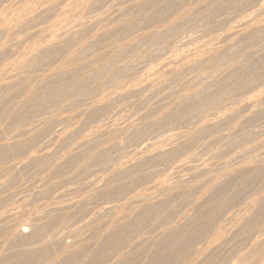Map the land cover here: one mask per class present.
<instances>
[{"label": "rangeland", "instance_id": "374dc122", "mask_svg": "<svg viewBox=\"0 0 264 264\" xmlns=\"http://www.w3.org/2000/svg\"><path fill=\"white\" fill-rule=\"evenodd\" d=\"M1 1H2V3H1ZM3 1L4 0H0V12H1L0 17L3 19V22L1 23V20H2L1 19L0 23L3 25H5V23L8 24V23H10V21H9L10 18H12V19H11V23L9 24V28H8V25H7V27H4L3 25L0 24V40L3 39L0 42V48H1L0 51L3 53L2 54L0 52L1 53L0 54V56H1L0 57V70L3 69L0 72V85H1L0 86V96H1L0 104L3 102L2 105L0 106V111H1L0 112V130H1L0 131V135H1L0 138L2 137L0 139V157H1L0 158V163H1L0 164V170H1V172H0V226H2V227H0V263L1 264H7V263H9V264H155V263L156 264H171V263L172 264H179V263L180 264H185V263L186 264H194V263L195 264H205V263H207V264H233V263L234 264H262L263 263L264 264V250H263L264 249V154H263L264 153V142H263V140H264V112H263L264 111V106H263L264 100L262 99V102L260 101L261 104L259 102L256 106H253V108H251V105H250V107H246L244 104L247 101V99H249L253 95L257 94L258 90H260V91H262V89L264 90V41H263L264 40V34H262V33H264V16H263V18L260 17L261 19L259 18L261 21H258V20L256 21L255 25H257V26L259 25L258 26V27H260L259 30H256V31L253 30V32L246 33L244 35H240V37L235 36V35L232 37H227V35L225 36V34H224V33L227 34L231 30L236 31L237 30L236 28L238 25L237 23L241 22L242 18H243V20H245V18L248 17L251 14V12L254 11V9H257V7L263 2V0H182L184 3L181 2V0H170V1H168V0H156V1L155 0H147L146 2H148V3H146L145 0H95V1L90 0V2L91 1H93L95 3L97 2L96 5H98V6H95L93 4V2H91L92 7H90V5H89L90 2H89V4H87L88 2H84V0H77L76 2L79 1V4H74L75 7H73L74 5H72L75 2V0L74 1H72V0H64V1L59 0V2H58V0L57 1L56 0H54V1L50 0V2H49V0H44V1L40 0L39 2H38V0H18V1L13 0V2L11 0H5L6 2H4V3H3ZM45 1H46V3H45ZM71 1H72V3H71ZM48 2H49V5L51 3L50 6H52V5L53 6L51 8L49 7L50 10L47 11L48 6H49ZM167 2H169V3H167ZM170 2H172V3L170 4ZM188 2H190V3H188ZM242 2H243V5H242ZM34 3H36L38 6ZM39 3L41 6H39ZM205 3H206V5H205ZM252 3H255V4H252ZM28 5L31 6V10H30V7ZM32 5L33 6L35 5L36 7L35 6L33 7ZM42 5L45 6V7L43 6L44 11L46 10L45 13H44V11H41V10H43ZM76 5L78 6V8ZM87 5H89V6H87ZM164 5H165V7H164ZM254 5H256V8ZM27 6L29 8H27ZM56 6H58V7H56ZM69 6L71 7V9ZM130 6H132L133 8H131ZM160 6H163V7H160ZM167 6H169V7L167 8ZM209 6H210V9H209ZM4 7H7V8L4 9ZM9 7H12V8H9ZM23 7L27 8V9H25L27 11H23L24 10ZM53 7H54V9H53ZM66 7L68 8L67 12H66ZM250 7H251V10H250ZM36 8L37 9L39 8L40 10L38 9L37 10L38 12L36 11V14H35L34 9H36ZM58 8L60 11L57 10ZM63 8H65V9H63ZM74 8H76L77 11H74ZM165 8H167L168 10ZM28 9L31 12L33 11L32 13H34V14L31 15L30 14L31 12ZM169 9H171V11ZM122 10H124V13ZM172 10L176 13L179 11V14L186 13V15L183 14L184 19L182 17L183 20H181V19L179 20V21H181V23L178 21L176 23L177 24L179 23V24L173 25V27H171V25L169 26L167 24L168 20H173L174 17H176L178 15V13L176 15V13H174ZM216 10L218 13H216ZM62 11L64 13H68V16L70 15L69 12H71L72 13L71 16L73 18L71 16H70V18H67V16H66L67 14H65V16H64L66 18H63L64 13ZM73 11L75 12V14L73 13ZM114 11H115V13H114ZM146 11H147V13H146ZM158 11L160 12V15H159ZM187 11H188V13H187ZM19 12H21L22 15L19 14ZM23 12H25L26 15H25V13L23 14ZM49 12H51V13H49ZM156 12H158V13H156ZM17 13H18V15H17ZM39 13H40V15H39ZM56 13H59L60 15L56 14ZM172 13H174L176 16H174L173 19H169L172 17L167 18L168 16H170V14H171V16H173ZM211 13H212V15H211ZM1 14L3 15V17H6V18H3ZM14 14H16V15L14 16V19H13L12 16ZM28 14H30V15H28ZM79 14H80V17H79ZM19 15H21V17L22 16L24 17V21L26 23L21 21V23L22 22L23 23L18 24V22H20V19L23 18V17L21 18ZM27 15L28 16L38 15V16L28 17ZM147 15H150V17H152V18H150ZM154 15H155V17H154ZM16 16H18V17H16ZM40 16H43V17H40ZM118 16H121V18L120 17L118 18ZM7 17L8 18L10 17L9 20H7ZM97 17H98V19H97ZM163 17H165L164 18L165 21L162 20ZM16 18H19V21L16 20ZM28 18H31L32 20L28 19ZM36 18H37V20H36ZM186 18H188V19H186ZM211 18H212V20H211ZM4 19H6L7 21L6 20L4 21ZM41 19L45 22H43ZM67 19H69L68 22H67ZM77 19L79 20V22ZM12 20L13 21L15 20V21L12 22ZM33 20H34V23H33ZM51 20H53V21H51ZM62 20L66 25L62 22ZM96 20H99V21H96ZM123 20L126 21L127 23L126 22L124 23ZM88 21H90V22H88ZM92 21H94V22L96 21V23H94ZM121 21H122V24H121L122 26L120 25ZM149 22H151V24ZM152 22H154V23H152ZM12 23H16L17 25L12 24ZM54 23L57 24V26H53V25H55ZM81 23H83V24H81ZM140 23H142V24H140ZM211 23H214V24H211ZM235 24H237V25H235ZM10 25H11V27H10ZM19 25H20V28H19ZM30 25H31V28H30ZM77 25H78V27H77ZM123 25H124V28H123ZM211 25H213V26H211ZM15 26H18L17 29H15ZM154 26H156V27L154 28ZM176 26L177 27L179 26V27L177 28ZM13 27H14V29H13ZM80 27L82 28V30ZM85 27H87V28H85ZM161 27H162V31H160ZM163 27H165L167 29H165ZM7 28H8V30H7ZM11 28H12V30H10ZM43 28H45L43 30L45 32L42 31ZM109 28H111V29H109ZM151 28H152V31L154 29H158L159 31L157 30V33L160 34V37L158 36V34H156V32H154L156 30L151 32ZM67 29H68V31H67ZM121 29H122V32L120 31ZM146 29L150 33H153L152 35H154V33H155L156 36L152 39L150 37H153V36L148 34L146 37V35L142 34V33L147 32ZM59 30L62 31V33ZM76 30L79 33L75 34ZM80 30L85 31V33L83 32V34H82ZM108 30H109V32H108ZM171 30H177V32L174 31V34H173V32H170ZM7 31L10 32V36L12 35L11 37L8 36L9 32H7ZM57 31H59V32H57ZM23 32H24V34H22ZM89 32H91V33H89ZM160 32H162V33H160ZM51 33H52V36H51ZM54 33L55 34L58 33V34L53 36ZM68 33H69V35H68ZM96 34H97L98 38H96V36H95ZM113 34H114V36H113ZM139 34L143 35L144 37L140 35L141 36V38H140ZM24 35H25V37H24ZM58 35H59V37H58ZM62 35H63V37H62ZM75 35H77V36H75ZM260 35H263V36H260ZM44 36L46 37V39L43 38ZM50 36L52 39L50 38ZM71 36H73V37H71ZM137 36H139V37H137ZM186 36H187V38H186ZM220 36H222V37H220ZM12 37H14V39ZM79 37L82 38L83 41H80L81 39ZM156 37H159L158 40H155V39H157ZM176 37H178V38H176ZM21 38H22V42H21ZM49 38H50V41L51 40H53V41L50 42ZM53 38L60 40L62 43L64 42V44H62L60 41L54 42L55 40ZM94 38H95V40H94ZM137 38L143 39L144 42L142 40H138ZM145 38L147 39V41H145ZM149 38L152 41L154 40L157 44L153 41L154 44L151 45L152 41ZM16 39H18V40L16 41ZM133 39H135V41H137L139 43L141 42L142 44H139L135 41H133V42H135L136 44L135 43L131 44ZM181 39H183L184 41ZM220 39H222V40H220ZM34 40L37 43H40V45L42 43L46 44L49 41V43H51L50 44V46H51L53 44L52 42H54V44H53L54 46H52L54 48L51 49L52 47L46 46L44 44L45 48H44V46L41 47L39 45V48H41V49L38 50V46L36 48ZM84 40H86L87 43L86 42L85 43L87 45L83 46L82 43H84ZM148 40L151 43L148 42ZM247 40H248V42H247ZM118 41H120V42H118ZM121 41L124 42L125 44H129V42H130L131 46L128 48L129 49L131 48V50H129L128 53H127V51L121 52V50L118 49L120 47V45L124 44ZM125 41L128 43H126ZM158 41H159V43H158ZM224 41H226V42H224ZM2 42H3V44H2ZM18 42H20L22 44L25 43V44L22 45ZM80 42H81V46H83V47L80 46ZM231 42H234V43H231ZM240 42H241V44H240ZM9 43L13 46H11ZM55 43H57V44L59 43L58 44L59 46ZM148 43L150 44V46ZM160 43H161V45H160ZM167 43H168V45H167ZM224 43L226 45H224ZM33 44L35 47L33 46ZM229 44L230 45L233 44L231 46L232 48L229 47ZM32 46H33V50H34V55L37 57L32 56L33 55L32 53L30 54V52H33L32 49H31L32 51L29 50L30 47H32ZM62 46H63V48H62ZM66 46L68 47V49L66 48ZM115 46H118L117 49L119 51H117V52L119 53V55H117L118 53H116V51H115L116 50V48H114ZM220 46H223V47H225V49L226 48L227 49L226 50L224 49V52L222 54H218L219 56L217 55L216 57H214L215 58V59L213 58L214 60L211 58L212 61H211V59H208L210 61H206L207 57H205L206 56L205 52L208 53V51H210L211 49L213 50L214 48L220 47ZM58 47H60V48L57 49ZM79 47H81V48H79ZM84 47L86 49H84ZM12 48L14 49V52H13ZM42 48H43V50L46 49V53L49 51V49H51V50L46 55L45 51H44V53L41 52V51H43ZM128 48H127V50H128ZM21 49H23V50H21ZM9 50H11V51H9ZM35 50H36V52H35ZM54 50L58 51V52H55ZM194 50L198 53L200 52L199 54L201 55V57L203 55H205V56H203L202 58L197 57V56H199V54L194 52ZM37 51L38 52L40 51V53L41 54L43 53V55L39 56V53ZM131 51L134 53V55L131 54ZM140 51H142V52H140ZM158 51H159V53H158ZM28 52L31 55V57L28 54ZM50 52H52V53L50 54ZM54 52L57 54H55ZM77 52H78V54H77ZM147 52L148 53L150 52V55ZM152 52H155L156 54H154V53L152 54ZM166 52H167V54H165ZM202 52H203V54H201ZM26 53H27V55H26ZM36 53H37V55H36ZM68 53H69V55H68ZM74 53L77 57L75 55H73L74 57L71 55ZM97 53H98V55H97ZM121 53L123 55H121ZM126 53L128 54V57H125V55L127 56ZM144 53H146V54H144ZM183 53L188 54V55L192 54L191 55L192 57L187 55L189 57L188 58ZM102 54H105V57L107 56L108 58L107 57L103 58V56H101ZM137 54H138V57H137ZM142 54H144L146 56H144V55L142 56ZM181 54H182V56H181ZM196 54H197V56H195ZM48 55H50V56L47 57ZM67 55L71 59H68L69 57H67ZM99 55H100V57H98ZM243 55H245V58ZM20 56H21V58H20ZM28 56H29V58H32V60H30L28 58ZM42 56H43V58L41 60ZM51 56L53 57L52 59H51ZM121 56H123V57H121ZM44 57L48 60L44 59ZM157 57L161 58V59L163 57L164 58H167V57L173 58L174 57L173 60H175L179 63H177L175 65L177 67H174L173 65H169V67L167 66L168 70L170 69V72H171L170 73L168 71H164L165 69L167 70V68L162 69L161 65H159L160 61L163 62V60H165V59L163 58L162 60H160V59L158 60ZM240 57H242V58H240ZM19 58L22 60L19 61ZM36 58L37 59L39 58L38 60H41V62L38 60H35ZM93 58H95V59H93ZM236 58H237V60H236ZM80 59L82 61H79ZM154 59H155V61H154ZM178 59H179V61H178ZM194 59H196L197 62L198 61H200V62L197 63L196 61H194ZM198 59H201V60H198ZM203 59L205 60V62L202 61ZM27 60H28V63L25 62ZM67 60H69V61L72 60L73 62L70 61L72 63L69 62L70 64H65L66 62L68 63ZM74 60H76V62ZM106 60H107V62L108 61L109 62L107 63ZM130 60H132V61H130ZM188 60L190 61V63ZM192 60L194 63L196 62L195 63L196 65L191 63ZM242 60L244 61V63ZM63 61H65V62L62 63ZM117 61H120V63L119 62L117 63ZM127 61H129V62L127 63ZM23 62H24V64H22ZM50 62H51V64H50ZM82 62H84V65H82L83 64ZM103 62H104V67H103ZM225 62H226V64H225ZM227 62H229V63H227ZM12 63L14 65L13 67H12ZM26 63H27V65H26ZM46 63H47V65H46ZM76 63H80L78 65H81V66L78 67V65ZM110 63H112V64H110ZM43 64L45 66H43ZM60 64H62V65L65 64V67L63 70L64 72L61 71L62 73L61 74L59 73L60 75H57L58 73L56 72L57 73L56 74L57 76H56L54 72L57 70L56 68L59 67ZM98 64H99V66H98ZM105 64H109V65H111V67L108 65H107L108 66L107 67V66H105ZM160 64H162V63H160ZM178 64H180L179 68H178ZM201 64H203V65H201ZM40 65H41V67H40ZM85 65H87L88 67L87 66L85 67ZM91 65H92V67H91ZM113 65L118 70L115 69V67H113ZM181 65H183V67ZM184 65H187V66H184ZM219 65H221V66H219ZM230 65H231V67H230ZM125 66H126V68H124ZM154 66L155 67L157 66L158 68L157 67L155 68ZM188 66H190L191 68ZM6 67H10V68L6 69ZM146 67H148V68H146ZM184 67H185V69H184ZM245 67L247 70H245V72H244ZM84 68H85V70H84ZM86 68H88V69H86ZM131 68H132V70L133 69L134 70L132 71ZM151 68L153 70H151ZM176 68H177V74L178 75H176V72L175 73L172 72L173 69L175 71ZM229 68H231V70ZM232 68H233V70H232ZM37 69H39V70H37ZM46 69L48 70V72ZM54 69H56V70H54ZM73 69H75L76 71ZM104 69H105V71H104ZM158 69H160V71ZM171 69H172V71H171ZM178 69H180L181 71H179ZM182 69H183V71H182ZM8 70H10V71H8ZM80 70H81V72H79ZM130 70H131V72H128ZM138 70H139V72H138ZM3 71L4 72L6 71V72L4 73ZM41 71H43V72H41ZM114 71H115V73H114ZM120 71H122V72H120ZM147 71H149V72L154 71L156 73H154V75L151 76V72L149 74V73H147ZM227 71H228V73H227ZM18 72H20V73L18 74ZM21 72H22V74H21ZM216 72H218V74L221 73L222 75H220V74L218 75ZM50 73L53 74V76L51 74V76H52L51 79L48 77V74H50ZM94 73H95V75H93ZM172 73H174L177 77H174V74L172 75ZM212 73L214 76L217 75L216 79L214 78ZM223 73L227 74V75H224ZM237 73H238V75H237ZM79 74H81V76ZM87 75H89V76H87ZM113 75H115V76H113ZM145 75H146V77H145ZM157 75H159V76H157ZM208 76H210L211 78L213 77V79H211L209 77V80L206 81L208 79ZM218 76H220V77H218ZM9 77H10V79H8ZM43 77L45 79L44 80L45 82L42 79ZM57 77H59V78L55 79ZM147 77H148V79H147ZM205 77H207V78H205ZM70 78L71 79L74 78L73 79L74 81L71 80ZM76 78H78V79H76ZM153 78H156L157 80L153 79ZM176 78H178V79H176ZM114 79H116V80H114ZM159 79H160V81H159ZM191 79H192V81L195 80L193 85H195L196 80H198L196 85L198 83H200L199 81L201 79H202V81H205V83L207 82V85L205 83L203 85L198 84L199 86H195V87H197V88H195L193 85H191L193 83L191 81ZM223 79H224V81H223ZM40 80L43 81L42 84L39 83ZM47 80L49 81V84H47L48 83ZM56 80H58V81H56ZM144 80H146L147 82L149 81L148 83L151 82L152 85L150 84L151 85L150 86L148 83L145 84L146 82ZM91 81H92V83H91ZM202 81H201V83H203ZM213 81L216 82V84L213 83ZM4 83H6V85ZM44 83H46V84L44 85ZM51 83H53V84H51ZM70 83H71V85H70ZM122 83H126V84H122ZM184 83H186V84H184ZM188 83H191L190 86L192 89L194 87V90L198 89V87H201V86L204 87V89H207L206 92H203L204 89L199 88L198 90L201 89L203 91L200 90V92L199 91L198 92L200 94L202 92L201 95H204V97H205V94L209 93L211 95V97L212 96L213 97L211 98L208 94V95H206L207 98L209 97L208 99L211 100V102L215 98L216 102H214L215 101L214 100L211 103L210 101H208V99L205 98V100L201 99L196 104L194 103V105H195L194 106L191 103L192 102L191 99H193L192 97L190 99L183 100L184 102H182L181 101L182 99H180V98H182V96L186 92L194 91L192 89L188 90V88H187V87H189ZM209 83H210V85H209ZM156 84H158V86ZM242 84H244V85L242 86ZM41 85H43L44 87L43 86L41 87ZM48 85H50V87L52 85L51 88L53 89V92L52 91L50 92L51 88ZM110 85H111V87H110ZM113 85H115L114 88H113ZM124 85H126L130 91ZM216 85H217V87H216ZM224 85H226V86H224ZM4 86H6V87H4ZM23 86H25V88ZM45 86L47 87V89H45L46 88ZM53 86H54V88H53ZM83 86H84V88H83ZM85 86H86V88H85ZM121 86H123V87H121ZM131 86H132V89H131ZM134 86L136 87V89H133ZM175 86L177 87V89ZM213 86L215 88H213ZM20 87H21V89H20ZM163 87H164V89H163ZM205 87H207V88H205ZM36 88H37V90H36ZM149 88L152 90H150ZM28 89H29V91H28ZM54 89H57L59 91L54 90ZM107 89L109 90L110 93L108 92ZM112 89H116V91L112 90ZM139 89L140 90L142 89V90L140 91ZM143 89H145V91H143ZM156 89L159 91H157ZM238 89H240V90H238ZM33 90H35V92ZM93 90H94V92H93ZM111 90L113 92H111ZM134 90H135V92H134ZM171 90L174 92H172ZM32 91H33L34 95H32ZM38 91H40V92H38ZM87 91H88V94H87ZM120 91H121L122 95L120 94ZM178 91H179V93H178ZM260 91H258V92H260ZM55 92H58V93H55ZM82 92H84V93L82 94ZM85 93H86V95H85ZM90 93H92V94H90ZM115 93H117V94H115ZM128 93L129 94L131 93V94L129 95ZM170 93H171V95H170ZM180 93L182 95L181 97L178 95ZM203 93H205V94H203ZM213 93H215L216 96L213 95ZM219 93H220V95H217ZM60 94H62L63 96ZM27 95H29L30 97ZM31 95L34 96L33 99L35 102H36V100H38L36 102V104H38L37 106H39L40 104L41 105L44 104L45 107H42L41 105L39 107H37V106H35L36 104L35 105H34V103L31 104L32 102H34L33 99L31 101V97H32ZM54 95L56 96L57 100L55 99ZM58 95H59V97H61V96L62 97L59 98ZM114 95H116V97ZM117 95H119L118 96L119 98H117ZM164 95L166 98L164 97ZM232 95L233 96L236 95V96L233 97ZM52 96L54 97V100L52 98H50ZM104 96L107 97L108 99L107 98L104 99L105 101H103L102 103L98 102L100 99L104 98ZM174 96H175V98H174ZM217 96H221V97H219V99H218ZM222 96H223V98H222ZM3 97H4V99H3ZM28 97L30 98V101H31L30 104L28 103L30 101H27V100H29ZM48 97H49V100H51V102H49V100L47 99ZM109 97H111V98H109ZM113 97H115V99ZM177 97H179V98L176 99ZM224 97L225 98L227 97V98L225 99ZM44 99H45V101L47 99V101H46V102H48L47 105H46L45 101L42 102ZM91 99L92 100L94 99L96 102H92ZM109 99L112 101H110ZM117 99H119L120 101ZM71 100H73L74 102H76L78 100L79 102L77 101V103H75V104H77L76 106H78V107L74 106V108H72L73 106H72ZM114 100H117V101H114ZM122 100H124V101H122ZM206 100L208 101V104H209V105L207 104V106L203 104V103H206ZM226 100H228V101H226ZM229 100H231L232 102H230ZM23 101L24 102L27 101L26 102L27 104L26 103L24 104ZM52 101H54V102H52ZM82 101L85 103H83ZM90 101H91V103H90ZM202 101H204V102L202 103ZM88 102H89V104H88ZM106 102L108 105L105 104ZM111 102H113V103H111ZM172 102H174V103L176 102L175 105H178V106L173 105ZM50 103L52 104L51 106H49ZM93 103L96 105L93 106L94 105ZM155 103H157V104H155ZM158 103H159V105H158ZM22 104H24V105L22 106ZM75 104L73 103V105H75ZM79 104H80V106H79ZM81 104H83L85 106V108H87L86 104H88V106L91 105L88 108L94 107L93 111L94 112L97 111V112L96 113L91 112V115L93 114V117L95 116L94 117L95 119L93 117H91L90 114L88 115L85 113V111H84L85 108ZM25 105H27V106H26V109L24 110ZM31 105H34L35 107H33ZM69 105H71L72 107ZM164 105H165V107H164ZM180 105H181V107H180ZM186 105H187V107H186ZM11 106H12V108H11ZM65 106H66V108H65ZM96 106L97 107L99 106L100 108L98 107V109L95 110ZM196 106H197V108H196ZM208 106L211 107L212 109H209ZM224 106L226 108H224ZM228 106H230V107L228 108ZM15 107H16V110H15ZM21 107H23V108H21ZM68 107H69V110L72 109L71 110L72 112L67 109ZM159 107H164V108L162 109ZM231 107L233 108V110ZM40 108L42 111L40 110ZM75 108L77 109V111ZM78 108L80 109V111ZM151 108L153 111H151ZM178 108H180V109H178ZM194 108H195V110H194ZM207 108L209 109V114L207 112L208 111ZM28 109H30L31 112H30V110L28 111ZM33 109L36 110L37 112L36 111L34 112ZM59 109H61V110H59ZM110 109H112V110H110ZM167 109L171 110V112L169 113L170 114L169 116L166 115V113H164V112H167ZM190 109H192V110H190ZM201 109L203 110L202 112H201ZM229 109H231L232 112H230L231 110H229ZM247 109H250V110H248V112H247ZM38 110H40V111H38ZM102 110H104V111H102ZM108 110H110V111H108ZM146 110L149 113H147ZM62 111L64 112V115H63ZM78 111L82 115L79 114ZM113 111H116V112L113 113ZM219 111H220V114H219ZM74 112H75V114H74ZM105 112H107V113H105ZM203 112H204V115H203ZM211 112H213V113H211ZM255 112H256V114H255ZM31 113H32V115H31ZM33 113L36 115H34ZM38 113H39V115H37ZM216 113L219 114V116L221 115V117L223 116L224 118L222 117V119L226 120V121L224 122L221 119V121H219L218 123H215V121H216L215 117L221 118ZM57 114L58 115L60 114L63 116L59 115V118H58ZM100 114H101V116H100ZM110 114H112V115H110ZM212 114H214V115H212ZM261 114H263V115H261ZM30 115L34 116V119L31 118ZM73 115H74V117H73ZM84 115H86V116H84ZM140 115H141V118H139ZM27 116H29V118H31V121ZM56 116H57V118H56ZM79 116L81 118L83 117L82 118L83 120L81 118H79ZM107 116L110 117V119ZM114 116H116V117L113 118ZM203 116L205 119H207V120L209 119L208 121L210 124L207 127H204L205 131L201 130V131H199V133H197L198 132L197 127L198 126L200 127V125H198L201 122L200 118L203 119ZM50 117H52L53 120ZM26 118H28L29 120ZM107 118H108V120H107ZM134 118L137 119L136 122L133 121ZM155 118L156 119L158 118L160 123L157 121L155 122V120H156ZM213 118H214V123H215L214 126H212L213 125ZM50 119L52 120V122ZM59 119H60V121H59ZM84 119H85V121H84ZM114 119H116V121ZM144 119H146V120H144ZM151 119H152V121H151ZM48 120H49V122H47ZM53 121H54V123H53ZM97 121L100 123L98 124ZM139 121H140V123H139ZM96 123H97V125H96ZM166 123H169L170 125L166 124ZM56 124L57 125L59 124V125L57 126ZM67 124H68V126H67ZM103 124H104V126H103ZM173 124H174V126H173ZM129 125L133 128L129 127ZM12 126H14V127H12ZM29 126H30V129H29ZM33 126H35V127H33ZM54 126H55V128H54ZM110 126H111V128H113V126H116L115 128L126 126L127 129L125 131H122L121 133H107L105 131L104 132L102 131L103 128L106 127V129H108V128H110ZM149 126L150 127L152 126V127L150 128ZM186 126H188V127L186 128ZM235 126H237V127L235 128ZM38 128L40 129V131ZM32 129L34 130V132ZM57 129H59L60 131L62 129L63 130H62V132H59ZM97 129H100V130H97ZM169 129H170V131H169ZM184 129H185V131H184ZM56 130H57V133H56ZM176 130H177V132H176ZM30 131L32 133H30ZM129 131H131L132 134ZM171 131L173 132V134L174 133H175V135L177 134V137H172L175 135H171V133H172ZM20 132L24 136L21 135ZM210 132H213L214 134L210 133ZM16 133H17V135H16ZM55 133L57 136H55ZM53 134H54L53 138L54 137H56V139H57V137L59 138V140L57 139V142H59L58 144H57L55 138L53 139L51 137ZM146 134H147V136H146ZM19 135L22 137L21 139H19L20 138ZM67 135H69V136H67ZM165 135H167V136H165ZM190 135H191V138H190ZM48 136H50L49 138H51V141H49ZM110 136L112 137V139ZM154 136H155V138H154ZM178 136H180V137L183 136V137L180 138ZM230 136H231V138H229ZM15 137H17V138L19 137V138L17 139ZM60 137L62 138V140L60 139ZM200 137H202V138H200ZM215 137H216V139H215ZM147 138H149V139H147ZM171 138H173L174 140L173 139L170 140ZM219 138H220V141H219ZM37 139H39V140H37ZM85 139H86V141H85ZM89 139H91L93 141L91 142ZM177 139H179V140H177ZM18 140H21V141H18ZM139 140H140V144H139ZM161 140H163V141H161ZM168 140L170 141V143ZM182 140L183 141L186 140V141L183 142ZM192 140H194L195 142L194 141L192 142ZM82 141L85 142L84 147H83ZM88 141H89V143H91V145L87 144ZM142 141H144V142H142ZM17 142H18V145H17ZM81 142H82V145H81ZM136 142H138V143H136ZM154 142L157 143L158 145H156ZM189 142L191 144H189ZM208 142L210 145L208 144ZM145 143H148L150 145L152 144L151 147L149 148L150 150L149 149L146 150L147 152H149V154H150L151 150H153L155 148L156 149L161 148L162 152H164V153L167 152L166 153L167 156H165L166 154L163 153L160 156L155 157L157 159H155V158L154 159L153 158L148 159L149 158L148 157L147 159L145 158L146 159V160H144L145 162L141 161V162L135 163V159H134L135 154L133 155V153H135L137 151V149L141 145H144ZM163 143L166 145H164ZM172 143H173V145L171 146ZM6 144H7V146H5ZM188 144L190 147L188 146ZM39 145H40V147H39ZM134 145L136 146V148ZM176 145L178 147H176ZM179 145H181V147ZM1 146H3V147H1ZM77 146H78V148H76ZM79 146H80V148H79ZM254 146H257V147H254ZM15 147L18 149H16ZM164 147H165V149H163ZM26 148H27V151H26ZM180 148H182V149H180ZM199 148H201V149H199ZM1 150H3V152H1ZM5 150H6V153H5ZM32 150H33V152H32ZM164 150H166V151H164ZM172 150H173V152H171ZM175 150H177V151H175ZM180 150H182L183 152ZM216 150H218V152ZM222 150H224V151H222ZM40 151H41V153H40ZM42 151H44V152H42ZM179 151L182 154H180ZM225 151H227V152H225ZM241 151H242L243 155H242V153H240ZM29 152L32 155L35 154L36 156L34 155V158L31 160H26L27 157L29 156L28 154H30ZM184 152H186V153H184ZM246 152H248V153H246ZM172 153H173V156L171 155ZM224 153H228V154L225 155ZM39 155L42 158H40ZM145 155H148V153H145ZM183 155H185V157ZM244 155H245V157H243ZM256 156L257 157L259 156V157L257 158ZM179 157H180L181 161H180V159H178ZM253 157H254V159H253ZM259 158H261V159H259ZM21 160H23V161H21ZM24 160H26L27 162ZM98 160H100V162ZM227 161H229V162H227ZM246 161H249V162L253 161V162H251V164L253 163V164H255V166L252 164L254 166L253 167L251 164H249V165H251L249 168L251 169V167H252L253 169H255V167H256V170H253L256 172H252L253 173L252 174L251 173L252 170L250 171V169H248V167L245 169H240L239 170L240 173H238V171L237 172L234 171L236 168L244 165L246 163ZM186 162H189V163H186ZM168 163L169 164L171 163V164L169 165ZM195 163H196V165H195ZM242 163H244V164H242ZM258 163H259V165H258ZM183 164L185 165L184 167H183ZM188 164H189V166H188ZM205 165H207V166H205ZM176 166L179 167V169L181 168L182 170H178V168ZM186 166H187V168H189V167L190 168L187 169ZM198 166H199V168H198ZM207 167H210V169ZM211 167H212V169H211ZM125 168H126V170H125ZM205 168H207V169H205ZM258 168H260V169H258ZM118 169H120V170L117 172L116 170H118ZM198 169H199V171H198ZM232 169H234V170H232ZM257 169H258V172H257ZM171 170H173V171H171ZM230 170H232V171H230ZM184 171H186L187 173H188V171L189 172L191 171V172L189 174H187ZM200 171L205 172V173H200L201 174L200 175L199 174ZM222 171H223V173H222ZM233 171L235 173L229 175L230 172H233ZM169 172L171 174H169ZM193 173H194V175H193ZM196 173H198V175H196ZM254 173H256V174H254ZM190 175H193V176H190ZM105 176H107V177H105ZM206 176H210V177H206ZM212 176H214V177H212ZM223 176L225 177V179H223L224 178ZM226 176L227 177L229 176L228 177L229 180H228V178H226ZM239 176H241V177H239ZM174 177H176V179ZM179 177L182 179H180ZM211 177L213 178V181H212ZM215 177H217V178H215ZM105 178L107 179V181H105L106 180ZM191 178H192V180H191L192 182H189L190 181L189 179H191ZM236 178H238V179H236ZM240 178L241 179L243 178V179L240 180ZM108 179H109V181H108ZM195 179H197V180H195ZM222 179H223V181H222ZM244 179H246V182ZM205 180H207V181H205ZM214 180L216 181V183L219 182L220 184H223L224 187H222L221 189L219 188L220 191L218 190L217 193L214 192V193L209 195L208 193H206L208 188H206L207 186H205V185H209V183H213L212 185H214V183H215ZM224 180H226L227 182L225 183ZM193 181H195V182H193ZM203 181H204V183H203ZM231 181H233V182H231ZM154 183H156V184H154ZM231 183H233V184H231ZM158 185H160L159 188L157 187ZM167 185L169 187H167ZM198 185L200 186V188ZM190 186H192V187H190ZM160 188H162V190ZM163 188L166 189V191ZM169 188H171V189H169ZM158 189H160V190H158ZM176 191H178V192H176ZM193 191H194V193H193ZM200 192H201V194H200ZM90 193H91V195H90ZM93 193H95V194H93ZM140 193H142V194L140 195ZM145 193H146V195H145ZM152 194H153V196H152ZM227 195H230L232 197L227 196ZM136 196L142 197V199L139 197H136ZM146 196L149 198V200H147L148 198ZM261 196H262V199H261ZM228 197L231 200H229ZM255 197L258 199H261V204L256 206V207L255 206L251 207L250 202L254 201V200H252V198L256 199ZM139 199H141V200H139ZM193 199H195L196 201ZM93 200H95V201H93ZM138 200H139V202H138ZM145 200H146V202L147 201H149V202L146 203ZM121 201H122V203H121ZM142 201H144V202H142ZM158 201L160 204L158 203ZM52 202H53V205H52ZM196 202L197 203L199 202V203L197 204ZM221 202H223V203L225 202V203L223 204ZM143 203H144V205H143ZM64 204H65V206H64ZM102 204L105 205V207L111 206L113 208V210L108 212V213L105 212L103 210V208H105V207ZM140 204H142V205H140ZM138 205H140V206H138ZM191 205H192V208L190 207ZM195 205H198L200 209L198 207H196ZM249 205L252 208V211L250 208L249 209L250 211H248V212H250L251 214L248 215L249 213L247 212L248 214H247V216H245L246 215V209L249 208ZM193 206H194V209H193ZM119 207L120 208L122 207V209H120ZM189 207H190V209H189ZM223 207H225V208L223 209ZM140 208H142V209L140 210ZM253 208H255V209H253ZM206 210H207V212H209V211L210 212L207 213V212H205ZM213 211H216V212L214 213ZM243 212L245 213V215H243L244 214ZM109 213H110V215H109ZM200 213L202 214V217H201ZM238 213H240V214H238ZM186 215L187 216L189 215L188 216L189 218ZM119 216H121L122 218H120ZM167 216H168V218H167ZM207 216H209L212 221ZM213 216H214V218H213ZM237 216H239V219ZM162 217H164V218H162ZM249 217H250V219H249ZM115 218H117L118 220ZM176 218L180 224L177 221H175ZM241 218L242 219L245 218V219L241 220ZM2 219L4 222L1 221ZM180 219H181L182 223L180 222ZM208 219L210 220V222L208 221ZM252 219H254V220H252ZM101 220H103V221H101ZM124 220H125V222H124ZM237 220H240L243 223H241ZM129 221H131V222H129ZM57 222H59V223H57ZM238 222L240 224H238ZM244 222H248V223H244ZM8 223H9V225L7 227L6 225ZM10 223H11V225H10ZM106 223L108 226L106 225ZM54 224H55V226H54ZM232 224H233V226H232ZM3 225H5V227ZM31 225H33V226H31ZM29 227H30V229H29ZM53 227L54 228L56 227V228L54 229ZM107 227L109 228V230ZM183 228H185V229H183ZM250 228H252V229H250ZM15 229L24 231V234H22L23 236L21 235V238L20 237L14 238V237H16L14 235L16 233ZM215 229L217 231H218V229H221L220 230L221 234L218 236L219 238L216 236L217 231H215ZM237 229H239V230H237ZM90 230H92V231H90ZM113 230L115 231V233ZM9 231H10V233H9ZM12 231H13V233H12ZM32 231H35V233ZM37 231H38V233H37ZM228 231H230V232H228ZM32 233L35 235L37 234L38 236L36 235L37 236L36 237L35 235H32ZM46 233H48V234H46ZM49 233H50L51 237L49 236ZM234 234L237 236H235ZM256 234H257V236H256ZM120 235H121V238H120ZM260 235H262V236H260ZM123 236H125V237H123ZM229 236H230V238H229ZM239 236H241V237H239ZM8 237H9V239H8ZM30 237H31V239L33 237V241L30 239ZM214 237H215V239H214ZM102 238H104V239H102ZM198 239H200V240H198ZM74 240H75V242H74ZM162 240H163V243H162ZM33 242H35V243H33ZM185 242L187 243L188 246L186 245ZM214 242H215V244H214ZM55 243H57V244H55ZM181 243H183V244H181ZM162 244H164L165 246ZM4 245H6V246H4ZM69 245H70V247H72L69 249L70 251L65 248V247H68ZM72 245H74V246H72ZM249 245H250V247H249ZM255 245H256V248H255ZM7 246L9 248V251L6 248ZM205 246L206 247L208 246V248H206ZM185 247H187V249ZM29 248H30V250H28ZM17 249H19V250H17ZM166 249H168V250H166ZM83 250H84V252H83ZM85 251H86V253H85ZM248 252H250V253H248ZM152 253H154V254H152ZM176 253H178V254L176 255ZM16 254L18 256H16ZM101 255H103V256H101ZM178 255H179V257H178ZM249 255H250V257H249ZM191 256L193 259L189 258ZM242 257H244V258H242ZM217 258H218V260H217ZM182 259H184V260H182ZM188 260H189V262H188ZM103 261H104V263H103Z\"/></svg>", "mask_w": 264, "mask_h": 264}, {"label": "bare ground", "instance_id": "6f19581e", "mask_svg": "<svg viewBox=\"0 0 264 264\" xmlns=\"http://www.w3.org/2000/svg\"><path fill=\"white\" fill-rule=\"evenodd\" d=\"M11 1L13 2V0H11ZM17 1H18V0H17ZM39 1H40V0H38V2H39ZM43 1H44V0H43ZM53 1H54V0H53ZM53 1H52V2H53ZM56 1H57V0H56ZM56 1H55V2H56ZM61 1H62V0H61ZM61 1H60V2H61ZM63 1H64V0H63ZM72 1H74V0H72ZM72 1H71V3H72ZM76 1H77V0H75V2H74L72 5H74V4H79V1H78V2H76ZM94 1H95V0H94ZM146 1H147V0H145V2H146ZM155 1H156V0H155ZM168 1H170V0H168ZM4 2H6V1L4 0L3 3H4ZM49 2H50V0H49ZM49 2H48V5H49ZM58 2H59V0H58ZM84 2H88L87 4H89L90 0H84ZM91 2H93V1H91ZM91 2H90V4H89L90 7H92ZM99 2H100V1H99ZM112 2H113V1H112ZM178 2H179V1H178ZM181 2H183V1L181 0ZM207 2H208V1H207ZM225 2H226V1H225ZM228 2H229V1H228ZM243 2H244V1H243ZM243 2H242V5H243ZM1 3H2V1H1ZM14 3H15V2H14ZM40 3H41V2H40ZM40 3H39V6H41ZM42 3H43V2H42ZM45 3H46V1H45ZM71 3H70V4H71ZM96 3H97V2H96ZM96 3L93 2V4H94L95 6H98V5H96ZM100 3H101V2H100ZM118 3H119V2H118ZM146 3H148V2H146ZM163 3H164V2H163ZM167 3H169V2H167ZM171 3H172V2H170V4H171ZM183 3H184V2H183ZM188 3H190V2H188ZM209 3H210V2H209ZM260 3H261V2H260ZM11 4H12V3H11ZM34 4H36V3H34ZM53 4H54V3H53ZM102 4H103V3H102ZM213 4H214V3H213ZM221 4H222V3H221ZM223 4H224V3H223ZM252 4H255V3H252ZM252 4H251V5H252ZM14 5H15V4H14ZM36 5H37V4H36ZM44 5H45V4H44ZM44 5H42V9H43V6H44ZM50 5H51V3H50ZM50 5L48 6V9L46 8L47 11L50 10V8L53 6V5H52V6H50ZM57 5H58V4H57ZM89 5H87V6H89ZM113 5H114V4H113ZM123 5H124V4H123ZM146 5H147V4H146ZM148 5H149V4H148ZM160 5H161V4H160ZM205 5H206V3H205ZM211 5H212V4H211ZM219 5H220V4H219ZM28 6H29V5H28ZM28 6H27V8L30 7V10H31V6H29V7H28ZM32 6H33V5H32ZM34 6H35V5H34ZM34 6H33V7H34ZM37 6H38V5H37ZM70 6H71V5H70ZM70 6H69V7H70ZM76 6H77V5H76ZM121 6H122V5H121ZM127 6H128V5H127ZM133 6H134V5H133ZM135 6H136V5H135ZM142 6H143V5H142ZM203 6H204V5H203ZM254 6H255V8H256V5H254ZM25 7H26V6H25ZM25 7H23V8H24L23 11H27V10H25V9H27V8H25ZM35 7H36V6H35ZM44 7H45V6H44ZM49 7H50V8H49ZM54 7H55V6H54ZM54 7H53V9H54ZM56 7H58V6H56ZM67 7H68V6H67ZM67 7H66V12H67V10H68ZM73 7H75V5H74ZM130 7L133 8L132 6H130ZM160 7H163V6H160ZM164 7H165V5H164ZM168 7H169V6H167V8H168ZM5 8H7V7H4V9H5ZM9 8H12V7H9ZM77 8H78V6H77ZM94 8H95V7H94ZM103 8H104V7H103ZM107 8H108V7H107ZM167 8H165V9H167ZM171 8H172V7H171ZM205 8H206V7H205ZM237 8H238V7H237ZM2 9H3V8H2ZM4 9H3V10H4ZM16 9H17V8H16ZM38 9H39V8H38ZM38 9H37V8L34 9V11H35L34 13H35V14H36V11H37ZM63 9H65V8H63ZM70 9H71V7H70ZM90 9H91V8H90ZM145 9H146V8H145ZM153 9H154V8H153ZM157 9H158V8H157ZM163 9H164V8H163ZM177 9H178V8H177ZM209 9H210V6H209ZM212 9H213V8H212ZM228 9H229V8H228ZM248 9H249V8H248ZM8 10H9V9H8ZM8 10H7V11H8ZM28 10H29V9H28ZM30 10H29V11H30ZM39 10H40V9H39ZM57 10H59V8H58ZM78 10H79V9H78ZM87 10H88V9H87ZM96 10H97V9H96ZM129 10H130V9H129ZM167 10H168V9H167ZM169 10L171 11V9H169ZM173 10H174V9H173ZM173 10H172V11H173ZM183 10H184V9H183ZM192 10H193V9H192ZM250 10H251V7H250ZM1 11H2V10H1ZM41 11H44V9L41 10ZM41 11H40V12H41ZM45 11H46V10H45ZM45 11H44V13H45ZM54 11H55V10H54ZM59 11H60V10H59ZM70 11H71V10H70ZM74 11H77L76 8H74ZM74 11H73V13L75 14ZM122 11H123V13H124V10H122ZM242 11H243V10H242ZM30 12H31V11H30ZM30 12H29V13H30ZM32 12H33V11H32ZM32 12L30 13L31 15L34 14V13H32ZM37 12H38V11H37ZM55 12H56V11H55ZM62 12H63V11H62ZM78 12H79V11H78ZM87 12H88V11H87ZM120 12H121V11H120ZM130 12H131V11H130ZM158 12H159V11H158ZM158 12H156V13H158ZM173 12H174V11H173ZM191 12H192V11H191ZM225 12H226V11H225ZM0 13H1V12H0ZM24 13H25V12H23V14H24ZM49 13H51V12H49ZM63 13H64V12H63ZM69 13H70L69 16H68V13H64V14H63V18H66V17H64L65 14H67V15H66L67 18H70V16H71L72 13H71V12H69ZM108 13H109V12H108ZM114 13H115V11H114ZM121 13H122V12H121ZM146 13H147V11H146ZM154 13H155V12H154ZM154 13H153V14H154ZM163 13H164V12H163ZM174 13H176V12H174ZM174 13H172L173 16H171V14H170V16H168V17L166 16L167 18L172 17V18H169V19H173V17L176 16L177 13H178V15H177L176 17H174L173 20H168V21H167V24H168L169 26L171 25V27H173V25H176V24H177L176 22H178L180 19H181V20L184 19L183 14L186 15V13L179 14V11L176 13V15H175ZM187 13H188V11H187ZM216 13H218L217 10H216ZM231 13H232V12H231ZM239 13H240V12H239ZM241 13H242V12H241ZM19 14H21V12H19ZM30 14H28V15H30ZM42 14H43V13H42ZM42 14H41V15H42ZM56 14H59V13H56ZM56 14H55V15H56ZM76 14H77V13H76ZM141 14H142V13H141ZM194 14H195V13H194ZM249 14H250V13H249ZM1 15H2V14H1ZM15 15H16V14H14V15L12 16L13 19H14V16H15ZM17 15H18V13H17ZM21 15H22V14H21ZM21 15H19V16L21 17ZM25 15H26V13H25ZM25 15H24V16H25ZM28 15H27V16H28ZM39 15H40V13H39ZM59 15H60V14H59ZM102 15H103V14H102ZM102 15H101V16H102ZM104 15H105V14H104ZM142 15H143V14H142ZM142 15H141V16H142ZM159 15H160V12H159ZM162 15H163V14H162ZM185 15H184V16H185ZM191 15H192V14H191ZM211 15H212V13H211ZM33 16H34V15H33ZM33 16H28V17H33ZM35 16H38V15H35ZM35 16H34V17H35ZM147 16L150 17V15H147ZM152 16H153V15H152ZM221 16H222V15H221ZM231 16H232V15H231ZM246 16H247V15H246ZM263 16H264V0H263V2L257 7V9H254V11H252L251 14H250L248 17L245 18V20H243V18H242V21L239 22V23H237L238 25L235 24V25H237V28H236L237 30H236V31H235V30H233V31L231 30V31L228 32L227 34H226V33H224V34H225V36L227 35V37H232V36H234V35L240 37V35H244V34H246V33H251V32H253V30H254V31L259 30V28H260V27H258L259 25L257 26V25H255V24H256V21H257V20H258V21H261L260 19L263 18ZM2 17H3V15H2ZM16 17H18V16H16ZM22 17H23V16H22ZM22 17H21V18H22ZM40 17H43V16H40ZM50 17H51V16H50ZM71 17H72V16H71ZM79 17H80V14H79ZM103 17H104V16H103ZM107 17H108V16H107ZM119 17L121 18V16H118V18H119ZM138 17H139V16H138ZM154 17H155V15H154ZM156 17H157V16H156ZM182 17H183V19H182ZM260 17H261V18H260ZM3 18H6V17H3ZM9 18H10V17H9ZM9 18L7 17V20H9ZM26 18H27V17H26ZM63 18H62V19H63ZM72 18H73V17H72ZM118 18H117V19H118ZM140 18H141V17H140ZM150 18H152V17H150ZM164 18H165V17H163L162 20L165 21ZM192 18H193V17H192ZM214 18H215V17H214ZM259 18H260V19H259ZM1 19H2V18L0 17V20H1ZM11 19H12V18H10V20H9L10 23H11ZM22 19H23V20H22ZM22 19H20V22H18V24H20L21 21H23L24 23H26V22L24 21V17H23ZM28 19H31V18H28ZM46 19H47V18H46ZM78 19H79V18H78ZM78 19H77V20H78ZM83 19H84V18H83ZM97 19H98V17H97ZM124 19H125V18H124ZM186 19H188V18H186ZM5 20H6V19H4V21H5ZM7 20H6V21H7ZM16 20L19 21V18H16ZM31 20H32V19H31ZM36 20H37V18H36ZM41 20H42V19H41ZM64 20H65V19H64ZM68 20H69V19H67V22H68ZM70 20H71V19H70ZM75 20H76V19H75ZM94 20H95V19H94ZM111 20H112V19H111ZM129 20H130V19H129ZM151 20H152V19H151ZM194 20H195V19H194ZM211 20H212V18H211ZM14 21H15V20H14ZM14 21L12 20V22H14ZM42 21H43V20H42ZM48 21H49V20H48ZM51 21H53V20H51ZM65 21H66V20H65ZM96 21H99V20H96ZM96 21H95V22L92 21V22L96 23ZM105 21H106V20H105ZM119 21H120V20H119ZM130 21H131V20H130ZM143 21H144V20H143ZM160 21H161V20H160ZM164 21H163V22H164ZM198 21H199V20H198ZM2 22H3V19L1 20V23H2ZM23 22H22V23H23ZM37 22H38V21H37ZM43 22H45V21H43ZM62 22H63V20H62ZM78 22H79V20H78ZM82 22H83V21H82ZM88 22H90V21H88ZM123 22L125 23L126 21L123 20ZM161 22H162V21H161ZM179 22L181 23V21H179ZM201 22H202V21H201ZM1 23H0V24H1ZM10 23H8V24L5 23L6 26L3 25V24H1V25H3L4 27H7V25H8V28H9V24H10ZM22 23H21V24H22ZM31 23H32V22H31ZM33 23H34V20H33ZM39 23H40V22H39ZM63 23H64V22H63ZM126 23H127V22H126ZM149 23L151 24V22H149ZM152 23H154V22H152ZM12 24L17 25L16 23H12ZM12 24H11V25H12ZM54 24H55V23H54ZM60 24H61V23H60ZM64 24H65V23H64ZM77 24H78V23H77ZM81 24H83V23H81ZM88 24H89V23H88ZM99 24H100V23H99ZM121 24H122V21H121L120 25H121ZM128 24H129V23H128ZM140 24H142V23H140ZM178 24H179V23H178ZM178 24H177V25H178ZM190 24H191V23H190ZM211 24H214V23H211ZM257 24H258V23H257ZM259 24H260V23H259ZM261 24H262V23H261ZM11 25H10V27H11ZM31 25H32V24H31ZM31 25H30V28H31ZM61 25H62V24H61ZM65 25H66V24H65ZM65 25H64V26H65ZM102 25H103V24H102ZM197 25H198V24H197ZM199 25H200V24H199ZM13 26H14V25H13ZM25 26H26V25H25ZM25 26H24V27H25ZM34 26H35V25H34ZM49 26H50V25H49ZM51 26H52V25H51ZM53 26H57V24H55V25H53ZM68 26H69V25H68ZM80 26H81V25H80ZM86 26H87V25H86ZM88 26H89V25H88ZM121 26H122V25H121ZM126 26H127V25H126ZM211 26H213V25H211ZM216 26H217V25H216ZM17 27H18V26H15V29H17ZM21 27H22V26H21ZM32 27H33V26H32ZM59 27H60V26H59ZM77 27H78V25H77ZM89 27H90V26H89ZM99 27H100V26H99ZM148 27H149V26H148ZM148 27H147V28H148ZM152 27H153V26H152ZM155 27H156V26H154V28H155ZM176 27H177V26H176ZM178 27H179V26H178ZM178 27H177V28H178ZM203 27H204V26H203ZM226 27H227V26H226ZM8 28H7V30H8ZM19 28H20V25H19ZM35 28H36V27H35ZM35 28H34V29H35ZM46 28H47V27H46ZM80 28H81V27H80ZM85 28H87V27H85ZM123 28H124V25H123ZM130 28H131V27H130ZM158 28H159V27H158ZM163 28H165V27H163ZM174 28H175V27H174ZM193 28H194V27H193ZM220 28H221V27H220ZM5 29H6V28H5ZM13 29H14V27H13ZM44 29H45V28H43L42 31H43ZM65 29H66V28H65ZM68 29H69V28H68ZM68 29H67V31H68ZM97 29H98V28H97ZM109 29H111V28H109ZM131 29H132V28H131ZM160 29H161L160 31H162V27H161ZM165 29H167V28H165ZM180 29H181V28H180ZM182 29H183V28H182ZM202 29H203V28H202ZM212 29H213V28H212ZM10 30H12V28H11ZM10 30H9V31H10ZM81 30H82V28H81ZM81 30H80V31H81ZM83 30H84V29H83ZM106 30H107V29H106ZM146 30H147V29H146ZM154 30H156V31H154ZM154 30H153V31L156 32V34H158V33H157V30H158V29H154ZM5 31H6V30H5ZM9 31H7V32H9ZM59 31H60V30H59ZM59 31H57V32H59ZM120 31L122 32V29H121ZM141 31H142V30H141ZM153 31H152V28H151V32H153ZM158 31H159V30H158ZM163 31H164V30H163ZM174 31L177 32V30H171L170 32H173V34H174ZM10 32H11V31H10ZM10 32H9V35H8V36H10ZM30 32H31V31H30ZM43 32H45V31H43ZM60 32L62 33V31H60ZM70 32H71V31H70ZM83 32L85 33V31H81L82 34H83ZM99 32H100V31H99ZM103 32H104V31H103ZM103 32H102V33H103ZM108 32H109V30H108ZM143 32H144V31H143ZM184 32H185V31H184ZM184 32H183V33H184ZM226 32H227V31H226ZM257 32H258V31H257ZM31 33H32V32H31ZM38 33H39V32H38ZM73 33H74V32H73ZM77 33H79V32H77V30H76V33H75V34H77ZM81 33H80V34H81ZM89 33H91V32H89ZM102 33H101V34H102ZM118 33H119V32H118ZM160 33H162V32H160ZM258 33H259V32H258ZM7 34H8V33H7ZM13 34H14V33H13ZM22 34H24V32H23ZM49 34H50V33H49ZM57 34H58V33H57ZM57 34L54 33L53 36H54V35H57ZM82 34H81V35H82ZM92 34H93V33H92ZM101 34H100V35H101ZM114 34H115V33H114ZM114 34H113V36H114ZM142 34L146 35V37H147L148 34H150L151 36H153V37H150V38H152V39L156 36L155 33H154V35H152L153 33H150L148 30H147L146 33H142ZM171 34H172V33H171ZM177 34H178V33H177ZM262 34H264V33H262ZM20 35H21V34H20ZM45 35H46V34H45ZM64 35H65V34H64ZM68 35H69V33H68ZM81 35H80V36H81ZM105 35H106V34H105ZM140 35H141V34H139V36H140ZM178 35H179V34H178ZM180 35H181V34H180ZM11 36H12V35H11ZM11 36H10V37H11ZM29 36H30V35H29ZM51 36H52V33H51ZM51 36H50V38H51ZM65 36H66V35H65ZM75 36H77V35H75ZM87 36H88V35H87ZM87 36H86V37H87ZM95 36H96V38H98V37H97V34H96ZM95 36H94V37H95ZM98 36H99V35H98ZM118 36H119V35H118ZM139 36H137V37H139ZM141 36H143V35H141ZM141 36H140V38H141ZM158 36L160 37V34H158ZM161 36H162V35H161ZM181 36H182V35H181ZM222 36H223V35H222ZM222 36H220V37H222ZM260 36H263V35H260ZM18 37H19V36H18ZM24 37H25V35H24ZM55 37H56V36H55ZM55 37H54V38H55ZM58 37H59V35H58ZM58 37H57V38H58ZM62 37H63V35H62ZM71 37H73V36H71ZM116 37H117V36H116ZM135 37H136V36H135ZM143 37H144V36H143ZM159 37H156L157 39H155V40H158ZM166 37H167V36H166ZM174 37H175V36H174ZM218 37H219V36H218ZM223 37H224V36H223ZM243 37H244V36H243ZM245 37H246V36H245ZM8 38H9V37H8ZM12 38L14 39V37H12ZM15 38H16V37H15ZM32 38H33V37H32ZM43 38L46 39L45 36H44ZM50 38H49V41H50ZM54 38H53V39H54ZM77 38H78V37H77ZM77 38H76V39H77ZM79 38H80V37H79ZM124 38H125V37H124ZM133 38H134V37H133ZM150 38H149V39H150ZM161 38H162V37H161ZM161 38H160V39H161ZM176 38H178V37H176ZM186 38H187V36H186ZM186 38H185V39H186ZM246 38H247V37H246ZM259 38H260V37H259ZM261 38H262V37H261ZM40 39H41V38H40ZM47 39H48V38H47ZM51 39H52V38H51ZM73 39H74V38H73ZM73 39H72V40H73ZM80 39H81L80 41H83L82 38H80ZM85 39H86V38H85ZM88 39H89V38H88ZM110 39H111V38H110ZM117 39H118V38H117ZM137 39H138V38H137ZM167 39H168V38H167ZM222 39H223V38H222ZM222 39H220V40H222ZM230 39H231V38H230ZM2 40H3V39H2ZM2 40H0V42H1ZM8 40H9V39H8ZM17 40H18V39H16V41H17ZM54 40H55L54 42H56V41L59 42V41H60V40H58V39H54ZM62 40H63V39H62ZM64 40H65V39H64ZM70 40H71V39H70ZM94 40H95V38H94ZM101 40H102V39H101ZM114 40H115V39H114ZM129 40H130V39H129ZM138 40H142V41L144 42L143 39H138ZM150 40H151V39H150ZM163 40H164V39H163ZM181 40H183V39H181ZM224 40H225V39H224ZM27 41H28V40H27ZM34 41H35V40H34ZM47 41H48V40H47ZM49 41H48L46 44H45V43H44V44H45L46 46H50L51 43H49ZM51 41H53V40H51ZM51 41H50V42H51ZM66 41H67V40H66ZM127 41H128V40H127ZM133 41H135V39L132 40V43H131V44L137 42V41H135V42H133ZM145 41H147L146 38H145ZM151 41H152V40H151ZM153 41H154V40H153ZM153 41H152V43H151V42L148 40V42H150L151 45L154 44L155 41H154V42H153ZM161 41H162V40H161ZM165 41H166V40H165ZM183 41H184V40H183ZM183 41H182V42H183ZM187 41H188V40H187ZM218 41H219V40H218ZM233 41H234V40H233ZM263 41H264V40H263ZM9 42H10V41H9ZM14 42H15V41H14ZM21 42H22V38H21ZM24 42H25V41H24ZM32 42H33V41H32ZM54 42H52V43L54 44ZM60 42H61V41H60ZM85 42H86V40H84V43H82L83 46H84V45H87V44H86L87 42H86V43H85ZM107 42H108V41H107ZM118 42H120V41H118ZM121 42H122V41H121ZM125 42H126V41H125ZM166 42H167V41H166ZM224 42H226V41H224ZM247 42H248V40H247ZM18 43H20V42H18ZM27 43H28V42H27ZM36 43H37V42L35 41V46H36V48H37V46H38V50H40V49H41V48H39L40 43H37V44H36ZM48 43H49V44H48ZM61 43H62V42H61ZM67 43H68V42H67ZM95 43H96V42H95ZM122 43H124V42H122ZM126 43H128V42H126ZM137 43H139V42H137ZM155 43H156V42H155ZM158 43H159V41H158ZM164 43H165V42H164ZM231 43H234V42H231ZM249 43H250V42H249ZM2 44H3V42H2ZM9 44H10V43H9ZM14 44H15V43H14ZM20 44H22V43H20ZM23 44H25V43H23ZM23 44H22V45H23ZM30 44H31V43H30ZM44 44L42 43L40 46L42 47V46H44ZM47 44H48V45H47ZM53 44H52L50 47L54 46ZM55 44H57V43H55ZM58 44H59V43H58ZM58 44H57V45H58ZM62 44H64V42H63ZM96 44H97V43H96ZM96 44H95V45H96ZM105 44H106V43H105ZM118 44H119V43H118ZM129 44H130V42H129ZM129 44H125V43H124V44L120 45L119 48H118V46H115L114 48H116V50H115V49H114V50L116 51V53H118V52H117V51H119L118 49H120L121 52H122V51H127V53H128V51L131 50V48H130V49L128 48V47L131 46V44H130V45H129ZM135 44H136V43H135ZM139 44H142V43L140 42ZM139 44H138V45H139ZM144 44H145V43H144ZM148 44H149V43H148ZM156 44H157V43H156ZM173 44H174V43H173ZM238 44H239V43H238ZM240 44H241V42H240ZM10 45H11V44H10ZM17 45H18V44H17ZM28 45H29V44H28ZM69 45H70V44H69ZM110 45H111V44H110ZM128 45H129V46H128ZM160 45H161V43H160ZM160 45H159V46H160ZM165 45H166V44H165ZM167 45H168V43H167ZM180 45H181V44H180ZM224 45H226V44L224 43ZM232 45H233V44H232ZM232 45L229 44V47H231ZM248 45H249V44H248ZM11 46H13V45H11ZM30 46H31V45H30ZM33 46H34V44H33ZM33 46L30 47L29 50H31V49L33 50ZM35 46H34V47H35ZM58 46H59V45H58ZM60 46H61V45H60ZM70 46H71V45H70ZM76 46H77V45H76ZM80 46H81V42H80ZM83 46H81V47H83ZM99 46H100V45H99ZM99 46H98V47H99ZM142 46H143V45H142ZM149 46H150V44H149ZM171 46H172V45H171ZM15 47H16V46H15ZM25 47H26V46H25ZM56 47H57V46H56ZM81 47H79V48H81ZM85 47H86V46H85ZM85 47H84V49L87 48V47H86V48H85ZM89 47H90V46H89ZM151 47H152V46H151ZM157 47H158V46H157ZM175 47H176V46H175ZM197 47H198V46H197ZM208 47H209V46H208ZM227 47H228V46H227ZM239 47H240V46H239ZM13 48H14V47H13ZM13 48H12V49H13ZM19 48H20V47H19ZM23 48H24V47H23ZM36 48H35V49H36ZM44 48H45V46H44ZM53 48H54V47H52L51 49H53ZM59 48H60V47H58L57 49H59ZM62 48H63V46H62ZM66 48L68 49L67 46H66ZM117 48H118V49H117ZM127 48H128V50H127ZM158 48H159V47H158ZM158 48H157V49H158ZM162 48H163V47H162ZM231 48H232V47H231ZM254 48H255V47H254ZM9 49H10V48H9ZM15 49H16V48H15ZM25 49H26V48H25ZM48 49H49V48H48ZM51 49H49V51H50ZM67 49H66V50H67ZM165 49H166V48H165ZM224 49H225V47H223V46L216 47V48H214L213 50L211 49L210 51H208V53L205 52L206 56H205V55H203V56L207 57V58H206V61H210V60H208V59H211V58L213 59V58L216 57L218 54H222V53L224 52ZM226 49H227V48H226ZM226 49H225V50H226ZM235 49H236V48H235ZM241 49H242V48H241ZM241 49H240V50H241ZM0 50H1V48H0ZM2 50H3V49H2ZM16 50H17V49H16ZM21 50H23V49H21ZM32 50H31V51H32ZM36 50H37V49H36ZM36 50H35V52H36ZM42 50H43V48H42ZM62 50H63V49H62ZM80 50H81V49H80ZM82 50H83V49H82ZM87 50H88V49H87ZM166 50H167V49H166ZM191 50H192V49H191ZM201 50H202V49H201ZM207 50H208V49H207ZM238 50H239V49H238ZM3 51H4V50H3ZM9 51H11V50H9ZM25 51H26V50H25ZM44 51H45V53H46V49L43 50V51H41V52L44 53ZM47 51H48V50H47ZM49 51H48L47 53H49ZM54 51H55V50H54ZM187 51H188V50H187ZM187 51H186V52H187ZM205 51H206V50H205ZM243 51H244V50H243ZM0 52H1V51H0ZM13 52H14V49H13ZM26 52H27V51H26ZM37 52H38V51H37ZM52 52H53V51H52ZM52 52H50V54H51ZM55 52H58V51H55ZM55 52H54V53H55ZM74 52H75V51H74ZM87 52H88V51H87ZM105 52H106V51H105ZM135 52H136V51H135ZM140 52H142V51H140ZM145 52H146V51H145ZM194 52H196V51L194 50ZM226 52H227V51H226ZM226 52H225V53H226ZM240 52H241V51H240ZM1 53H2V52H1ZM1 53H0V54H1ZM18 53H19V52H18ZM22 53H23V52H22ZM31 53L33 54L32 56H35V55H34V50H33V52H30V54H31ZM38 53H39V56H40V55H43V53L41 54L40 51H39ZM47 53H46V55H47ZM93 53H94V52H93ZM127 53H126V54H127ZM137 53H138V52H137ZM147 53H148V52H147ZM153 53L156 54L155 52H152V54H153ZM158 53H159V51H158ZM192 53H193V52H192ZM196 53H198V52H196ZM199 53H200V52H199ZM199 53H198V54H199ZM230 53H231V52H230ZM248 53H249V52H248ZM248 53H247V54H248ZM251 53H252V52H251ZM2 54H3V53H2ZM28 54H29V52H28ZM30 54H29V55H30ZM55 54H57V53H55ZM77 54H78V52H77ZM79 54H80V53H79ZM89 54H90V53H89ZM105 54H106V53H105ZM105 54H102L101 56H103V58H104V57H105ZM129 54H130V53H129ZM131 54L134 55V53H133L132 51H131ZM144 54H146V53H144ZM144 54H142V56H143ZM148 54L150 55V52H149ZM165 54H167V52H166ZM183 54H185V53H183ZM189 54H190V53H189ZM201 54H203V52H202ZM17 55H18V54H17ZM21 55H22V54H21ZM26 55H27V53H26ZM26 55H25V56H26ZM36 55H37V53H36ZM68 55H69V53H68ZM68 55H67V57H69ZM71 55L73 56V55H75V53H74V54H71ZM86 55H87V54H86ZM97 55H98V53H97ZM117 55H119V53H118ZM121 55H123V54L121 53ZM133 55H132V56H133ZM139 55H140V54H139ZM158 55H159V54H158ZM170 55H171V54H170ZM175 55H176V54H175ZM178 55H179V54H178ZM178 55H177V56H178ZM185 55H186V57H188V56L192 57V56H191L192 54H191V55L185 54ZM187 55H188V56H187ZM241 55H242V54H241ZM251 55H252V54H251ZM254 55H255V54H254ZM5 56H6V55H5ZM23 56H24V55H23ZM44 56H45V55H44ZM49 56H50V55H48L47 57H49ZM72 56H71V57H72ZM75 56H76V55H75ZM92 56H93V55H92ZM144 56H146V55H144ZM147 56H148V55H147ZM166 56H167V55H166ZM173 56H174V55H173ZM179 56H180V55H179ZM181 56H182V54H181ZM195 56H197V54H196ZM203 56H202V57H203ZM218 56H219V55H218ZM243 56H244V58H245V55H243ZM0 57H1V56H0ZM17 57H18V56H17ZM17 57H16V58H17ZM30 57H31V55H30ZM35 57H37V56H35ZM45 57H46V56H45ZM45 57H44V59H46ZM73 57H74V56H73ZM73 57H72V58H73ZM76 57H77V56H76ZM98 57H100V55H99ZM98 57H97V58H98ZM106 57H107V56H106ZM106 57H105V58H106ZM121 57H123V56H121ZM125 57H128V54H127V56L125 55ZM137 57H138V54H137ZM140 57H141V56H140ZM148 57H149V56H148ZM154 57H155V56H154ZM159 57H160V56H159ZM175 57H176V56H175ZM197 57L202 58L200 54H199V56H197ZM205 57H204V58H205ZM235 57H236V56H235ZM235 57H234V58H235ZM20 58H21V56H20ZM20 58H19V61L22 60V59H20ZM23 58H24V57H23ZM28 58H29V56H28ZM42 58H43V56L41 57V60H42ZM52 58H53V57L51 56V59H52ZM107 58H108V57H107ZM131 58H132V57H131ZM141 58H142V57H141ZM141 58H140V59H141ZM150 58H151V57H150ZM163 58H164V57H163ZM163 58H162V59H163ZM171 58H172V57H171ZM171 58L167 57V58H164L165 60H163V62L160 61V63H162V64L159 63V65H161V68H162V69H163V68H164V69L167 68V66L169 67V65H173L174 67H177V66H175V65H176L177 63H179V62L173 60L174 57H173L172 59H171ZM178 58H179V57H178ZM183 58H184V57H183ZM188 58H189V57H188ZM195 58H196V57H195ZM231 58H232V57H231ZM240 58H242V57H240ZM2 59H3V58H2ZM29 59L32 60V58H29ZM38 59H39V58H38ZM38 59L36 58L35 60H38ZM68 59H71V58L69 57ZM93 59H95V58H93ZM138 59H139V58H138ZM142 59H143V58H142ZM155 59H156V58H155ZM155 59H154V61H155ZM157 59H158V60H159V59L162 60L161 58H158V57H157ZM186 59H187V58H186ZM190 59H191V58H190ZM196 59H197V58H196ZM196 59H194V61H196ZM212 59H211V61H212ZM214 59H215V58H214ZM214 59H213V60H214ZM228 59H229V58H228ZM23 60H24V59H23ZM30 60H29V61H30ZM35 60H34V61H35ZM41 60H38V61L41 62ZM46 60H48V59H46ZM60 60H61V59H60ZM83 60H84V59H83ZM150 60H151V59H150ZM198 60H201V59H198ZM236 60H237V58H236ZM243 60H244V59H243ZM243 60H242V61H243ZM245 60H246V59H245ZM1 61H2V60H1ZM65 61H66V60H65ZM65 61H63L62 63H64ZM67 61H68V63L66 62L65 64H70V63L73 62L72 60H70V61H72V62H70L69 60H67ZM74 61L76 62V60H74ZM79 61H82V60L80 59ZM94 61H95V60H94ZM97 61H98V60H97ZM101 61H102V60H101ZM101 61H100V62H101ZM130 61H132V60H130ZM133 61H134V60H133ZM139 61H140V60H139ZM178 61H179V59H178ZM181 61H182V60H181ZM188 61H189V60H188ZM202 61L205 62L204 59H203ZM233 61H234V60H233ZM246 61H247V60H246ZM25 62L28 63V60L25 61ZM35 62H36V61H35ZM45 62H46V61H45ZM69 62H70V63H69ZM84 62H85V61H84ZM84 62H82V63H83L82 65H84ZM106 62H107V60H106ZM108 62H109V61H108ZM108 62H107V63H108ZM118 62L120 63V61H117V63H118ZM128 62H129V61H127V63H128ZM134 62H135V61H134ZM140 62H141V61H140ZM152 62H153V61H152ZM156 62H157V61H156ZM196 62H197V61H196ZM196 62H195V63H196ZM198 62H200V61H198ZM198 62H197V63H198ZM234 62H235V61H234ZM3 63H4V62H3ZM3 63H2V64H3ZM27 63H26V65H27ZM42 63H43V62H42ZM47 63H48V62H47ZM47 63H46V65H47ZM86 63H87V62H86ZM86 63H85V64H86ZM91 63H92V62H91ZM93 63H94V62H93ZM98 63H99V62H98ZM146 63H147V62H146ZM189 63H190V61H189ZM191 63H192V64H195V63L193 62V60H192ZM212 63H213V62H212ZM218 63H219V62H218ZM227 63H229V62H227ZM243 63H244V61H243ZM245 63H246V62H245ZM254 63H255V62H254ZM22 64H24V62H23ZM22 64H21V65H22ZM32 64H33V63H32ZM40 64H41V63H40ZM50 64H51V62H50ZM54 64H55V63H54ZM65 64H64V65L60 64L59 67L56 68L57 70L54 69V70H56V71L54 72L55 75H56L57 73H58L57 75H60L62 72H64L63 70H64V67H65ZM76 64L78 65V64H80V63H76ZM110 64H112V63H110ZM134 64H135V63H134ZM139 64H140V63H139ZM204 64H205V63H204ZM208 64H209V63H208ZM225 64H226V62H225ZM238 64H239V63H238ZM37 65H38V64H37ZM61 65H62V66H61ZM107 65L111 67V65H109V64H105V66H107ZM125 65H126V64H125ZM145 65H146V64H145ZM179 65H180V64H178V68H179ZM195 65H196V64H195ZM201 65H203V64H201ZM233 65H234V64H233ZM239 65H240V64H239ZM239 65H238V66H239ZM260 65H261V64H260ZM13 66H14V65H13V63H12V67H13ZM22 66H23V65H22ZM43 66H45V65L43 64ZM56 66H57V65H56ZM56 66H55V67H56ZM75 66H76V65H75ZM80 66H81V65H78V67H80ZM86 66H87V65H85V67H86ZM96 66H97V65H96ZM98 66H99V64H98ZM108 66H107V67H108ZM120 66H121V65H120ZM122 66H123V65H122ZM157 66H158V65H157ZM157 66H156V67H157ZM181 66L183 67V65H181ZM184 66H187V65H184ZM219 66H221V65H219ZM228 66H229V65H228ZM242 66H243V65H242ZM26 67H27V66H26ZM40 67H41V65H40ZM71 67H72V66H71ZM82 67H83V66H82ZM87 67H88V66H87ZM91 67H92V65H91ZM91 67H90V68H91ZM94 67H95V66H94ZM103 67H104V62H103ZM113 67H115V66L113 65ZM132 67H133V66H132ZM136 67H137V66H136ZM136 67H135V68H136ZM148 67H149V66H148ZM148 67H146V68H148ZM152 67H153V66H152ZM154 67H155V66H154ZM156 67H155V68H156ZM188 67H190V66H188ZM193 67H194V66H193ZM202 67H203V66H202ZM230 67H231V65H230ZM7 68H10V67H6V69H7ZM20 68H21V67H20ZM124 68H126V66H125ZM133 68H134V67H133ZM155 68H154V69H155ZM157 68H158V67H157ZM159 68H160V67H159ZM170 68H171V67H170ZM172 68H173V67H172ZM190 68H191V67H190ZM203 68H204V67H203ZM233 68H234V67H233ZM233 68H232V70H233ZM250 68H251V67H250ZM4 69H5V68H4ZM48 69H49V68H48ZM79 69H80V68H79ZM86 69H88V68H86ZM95 69H96V68H95ZM113 69H114V68H113ZM115 69H117V68L115 67ZM119 69H120V68H119ZM149 69H150V68H149ZM184 69H185V67H184ZM188 69H189V68H188ZM207 69H208V68H207ZM229 69L231 70V68H229ZM236 69H237V68H236ZM238 69H239V68H238ZM2 70H3V69H2ZM2 70H0V72H1ZM37 70H39V69H37ZM46 70H47V69H46ZM46 70H45V71H46ZM71 70H72V69H71ZM73 70H75V69H73ZM84 70H85V68H84ZM117 70H118V69H117ZM123 70H124V69H123ZM131 70H132V68H131ZM131 70L128 71V72H131ZM133 70H134V69H133ZM133 70H132V71H133ZM151 70H153V69L151 68ZM158 70L160 71V69H158ZM178 70L181 71L180 69H178ZM186 70H187V69H186ZM197 70H198V69H197ZM202 70H203V69H202ZM223 70H224V69H223ZM225 70H226V69H225ZM245 70H247L246 67L244 68V72H245ZM252 70H253V69H252ZM8 71H10V70H8ZM15 71H16V70H15ZM21 71H22V70H21ZM61 71H62V72H61ZM75 71H76V70H75ZM87 71H88V70H87ZM104 71H105V69H104ZM112 71H113V70H112ZM115 71H116V70H115ZM115 71H114V73H115ZM142 71H143V70H142ZM154 71H155V70H154ZM154 71H152V72L150 71V72H151V76L154 75V73H156V72H154ZM164 71H168V72H170V69L168 70V68H167V70L165 69ZM171 71H172V69H171ZM182 71H183V69H182ZM184 71H185V70H184ZM193 71H194V70H193ZM199 71H200V70H199ZM205 71H206V70H205ZM240 71H241V70H240ZM248 71H249V70H248ZM3 72H4V71H3ZM5 72H6V71H5ZM5 72H4V73H5ZM24 72H25V71H24ZM31 72H32V71H31ZM38 72H39V71H38ZM41 72H43V71H41ZM47 72H48V70H47ZM52 72H53V71H52ZM56 72H57V73H56ZM66 72H67V71H66ZM79 72H81V70H80ZM91 72H92V71H91ZM95 72H96V71H95ZM97 72H98V71H97ZM116 72H117V71H116ZM120 72H122V71H120ZM124 72H125V71H124ZM138 72H139V70H138ZM150 72L147 71V73H149V74H150ZM172 72H174V73L176 72V75H178V74H177V68H176L175 71H174V69H173ZM185 72H186V71H185ZM187 72H188V71H187ZM207 72H208V71H207ZM237 72H238V71H237ZM246 72H247V71H246ZM19 73H20V72H18V74H19ZM59 73H60V74H59ZM71 73H72V72H71ZM77 73H78V72H77ZM82 73H83V72H82ZM92 73H93V72H92ZM105 73H106V72H105ZM170 73H171V72H170ZM174 73H172V75H173ZM178 73H179V72H178ZM199 73H200V72H199ZM199 73H198V74H199ZM216 73L218 74V72H216ZM227 73H228V71H227ZM238 73H239V72H238ZM238 73H237V75H238ZM254 73H255V72H254ZM21 74H22V72H21ZM43 74H44V73H43ZM51 74H52V73L48 74V77H49L50 79H51L52 76H53V74H52V76H51ZM64 74H65V73H64ZM64 74H63V75H64ZM66 74H67V73H66ZM86 74H87V73H86ZM86 74H85V75H86ZM126 74H127V73H126ZM179 74H180V73H179ZM185 74H186V73H185ZM214 74H215V73H214ZM219 74L222 75L221 73H219ZM219 74H218V75H219ZM223 74H224V73H223ZM234 74H235V73H234ZM251 74H252V73H251ZM257 74H258V73H257ZM257 74H256V75H257ZM4 75H5V74H4ZM10 75H11V74H10ZM12 75H13V74H12ZM49 75H50V76H49ZM57 75H56V76H57ZM71 75H72V74H71ZM79 75L81 76V74H79ZM82 75H83V74H82ZM89 75H90V74H89ZM89 75H87V76H89ZM93 75H95V73H94ZM104 75H105V74H104ZM121 75H122V74H121ZM128 75H129V74H128ZM132 75H133V74H132ZM143 75H144V74H143ZM176 75L174 74V77H177ZM212 75H213V73H212ZM224 75H227V74H224ZM262 75H263V74H262ZM26 76H27V75H26ZM42 76H43V75H42ZM75 76H76V75H75ZM90 76H91V75H90ZM99 76H100V75H99ZM113 76H115V75H113ZM122 76H123V75H122ZM157 76H159V75H157ZM160 76H161V75H160ZM179 76H180V75H179ZM183 76H184V75H183ZM213 76H214V75H213ZM216 76H217V75H216ZM216 76H214L215 79L217 78ZM234 76H235V75H234ZM260 76H261V75H260ZM13 77H14V76H13ZM21 77H22V76H21ZM54 77H55V76H54ZM64 77H65V76H64ZM72 77H73V76H72ZM77 77H78V76H77ZM130 77H131V76H130ZM135 77H136V76H135ZM138 77H139V76H138ZM138 77H137V78H138ZM145 77H146V75H145ZM145 77H144V78H145ZM148 77H149V76H148ZM148 77H147V79H148ZM170 77H171V76H170ZM180 77H181V76H180ZM209 77H210V76H208V79H207L206 81L209 80ZM218 77H220V76H218ZM225 77H226V76H225ZM248 77H249V76H248ZM19 78H20V77H19ZM46 78H47V77H46ZM49 78H48V79H49ZM58 78H59V77H57V78H55V79H58ZM60 78H61V77H60ZM84 78H85V77H84ZM128 78H129V77H128ZM139 78H140V77H139ZM156 78H157V77H156ZM156 78H153V79H156ZM161 78H162V77H161ZM161 78H160V79H161ZM164 78H165V77H164ZM181 78H182V77H181ZM205 78H207V77H205ZM210 78H211V77H210ZM3 79H4V78H3ZM8 79H10V77H9ZM42 79H43V81L45 80L44 77H43ZM50 79H49V80H50ZM67 79H68V78H67ZM70 79H71V78H70ZM73 79H74V78H72L71 80H73ZM76 79H78V78H76ZM95 79H96V78H95ZM116 79H117V78H116ZM116 79H114V80H116ZM120 79H121V78H120ZM134 79H135V78H134ZM149 79H150V78H149ZM157 79H158V78H157ZM157 79H156V80H157ZM160 79H159V81H160ZM169 79H170V78H169ZM172 79H173V78H172ZM176 79H178V78H176ZM193 79H194V78H193ZM211 79H213V77H212ZM16 80H17V79H16ZM52 80H53V79H52ZM105 80H106V79H105ZM121 80H122V79H121ZM136 80H137V79H136ZM142 80H143V79H142ZM165 80H166V79H165ZM188 80H189V79H188ZM220 80H221V79H220ZM254 80H255V79H254ZM11 81H12V80H11ZM43 81L40 80L39 83L42 84ZM47 81H48V80H47ZM54 81H55V80H54ZM56 81H58V80H56ZM73 81H74V80H73ZM80 81H81V80H80ZM107 81H108V80H107ZM134 81H135V80H134ZM144 81L146 82L145 84H147V83L149 82V81L147 82L146 80H144ZM191 81H192V79H191ZM194 81H195V80H194ZM194 81H192V82H193L192 84H191V83H188V84H189V87H187L188 90H189V89H192L191 86H190V84L193 85V84H194ZM197 81H198V80H196V83H197ZM201 81H202V79L199 81L200 83H198V84L203 85V84L205 83V81H202L203 83H201ZM217 81H218V80H217ZM223 81H224V79H223ZM226 81H227V80H226ZM226 81H225V82H226ZM5 82H6V81H5ZM27 82H28V81H27ZM44 82H45V81H44ZM68 82H69V81H68ZM71 82H72V81H71ZM77 82H78V81H77ZM77 82H76V83H77ZM84 82H85V81H84ZM87 82H88V81H87ZM96 82H97V81H96ZM110 82H111V81H110ZM138 82H139V81H138ZM154 82H155V81H154ZM154 82H153V83H154ZM164 82H165V81H164ZM209 82H210V81H209ZM227 82H228V81H227ZM237 82H238V81H237ZM250 82H251V81H250ZM7 83H8V82H7ZM65 83H66V82H65ZM89 83H90V82H89ZM91 83H92V81H91ZM91 83H90V84H91ZM104 83H105V82H104ZM131 83H132V82H131ZM136 83H137V82H136ZM159 83H160V82H159ZM162 83H163V82H162ZM166 83H167V82H166ZM166 83H165V84H166ZM175 83H176V82H175ZM196 83H195V85H193L194 87H195V86H199L198 84L196 85ZM213 83L216 84V82H214V81H213ZM220 83H221V82H220ZM232 83H233V82H232ZM255 83H256V82H255ZM4 84L6 85V83H4ZM40 84H39V85H40ZM45 84H46V83H44V85H45ZM47 84H49V81H48ZM51 84H53V83H51ZM55 84H56V83H55ZM58 84H59V83H58ZM73 84H74V83H73ZM81 84H82V83H81ZM81 84H80V85H81ZM120 84H121V83H120ZM122 84H126V83H122ZM134 84H135V83H134ZM148 84L150 85L151 82L148 83ZM163 84H164V83H163ZM163 84H162V85H163ZM184 84H186V83H184ZM205 84L207 85V82H206ZM223 84H224V83H223ZM235 84H236V83H235ZM248 84H249V83H248ZM2 85H3V84H2ZM8 85H9V84H8ZM60 85H61V84H60ZM62 85H63V84H62ZM70 85H71V83H70ZM82 85H83V84H82ZM82 85H81V86H82ZM84 85H85V84H84ZM91 85H92V84H91ZM131 85H132V84H131ZM151 85H152V84H151ZM151 85H150V86H151ZM156 85L158 86V84H156ZM209 85H210V83H209ZM209 85H208V86H209ZM213 85H214V84H213ZM226 85H227V84H226ZM226 85H224V86H226ZM228 85H229V84H228ZM237 85H238V84H237ZM243 85H244V84H242V86H243ZM253 85H254V84H253ZM0 86H1V85H0ZM27 86H28V85H27ZM27 86H26V87H27ZM37 86H38V85H37ZM42 86H43V85H41V87H42ZM46 86H47V85H46ZM46 86H45V87H46ZM48 86L50 87V85H48ZM64 86H65V85H64ZM73 86H74V85H73ZM75 86H76V85H75ZM77 86H78V85H77ZM114 86H115V85H113V88H114ZM124 86H126V85H124ZM129 86H130V85H129ZM142 86H143V85H142ZM153 86H154V85H153ZM178 86H179V85H178ZM245 86H246V85H245ZM4 87H6V86H4ZM8 87H9V86H8ZM23 87L25 88V86H23ZM34 87H35V86H34ZM43 87H44V86H43ZM51 87H52V85H51ZM51 87H50V88H51ZM62 87H63V86H62ZM66 87H67V86H66ZM110 87H111V85H110ZM121 87H123V86H121ZM126 87H127V86H126ZM134 87H135V86H134ZM134 87H133V89H136V87H135V88H134ZM160 87H161V86H160ZM160 87H159V88H160ZM175 87H176V86H175ZM184 87H185V86H184ZM184 87H183V88H184ZM194 87H193L192 90H194ZM209 87H210V86H209ZM209 87H208V88H209ZM216 87H217V85H216ZM238 87H239V86H238ZM10 88H11V87H10ZM53 88H54V86H53ZM72 88H73V87H72ZM83 88H84V86H83ZM85 88H86V86H85ZM139 88H140V87H139ZM141 88H142V87H141ZM155 88H156V87H155ZM159 88H158V89H159ZM195 88H197V87H195ZM199 88L204 89V87H202V86H201V87H198V89H199ZM205 88H207V87H205ZM213 88H215V87L213 86ZM252 88H253V87H252ZM255 88H256V87H255ZM258 88H259V87H258ZM20 89H21V87H20ZM32 89H33V88H32ZM38 89H39V88H38ZM45 89H47V87H46ZM51 89H52V88H51ZM51 89H50V92H51V91L53 92V89H52V90H51ZM64 89H65V88H64ZM64 89H63V90H64ZM73 89H74V88H73ZM78 89H79V88H78ZM102 89H103V88H102ZM110 89H111V88H110ZM121 89H122V88H121ZM127 89H128V87H127ZM131 89H132V86H131ZM149 89H150V88H149ZM163 89H164V87H163ZM174 89H175V88H174ZM176 89H177V87H176ZM176 89H175V90H176ZM198 89H195L194 91L186 92L183 96L181 95V93L178 94V95H179L180 97L182 96V98H180V99H182V100H181L182 102H184L183 100H187V99H190V98L192 97V98H193V99H191V100H192V102H191L192 105H194V103L196 104V103H197L199 100H201V99H202V100H205V98H206V99L209 98V97L207 98V96H206V95H208L209 93H208V94L203 93V94H205V97H204V95H201L202 92H201V94L199 93L201 89H200V90H198ZM227 89H228V88H227ZM249 89H250V88H249ZM6 90H7V89H6ZM10 90H11V89H10ZM36 90H37V88H36ZM41 90H42V89H41ZM43 90H44V89H43ZM54 90H57V89H54ZM107 90H108V89H107ZM112 90H115V91H116V89H112ZM112 90H111V92H113ZM122 90H123V89H122ZM125 90H126V89H125ZM128 90H129V89H128ZM139 90H140V89H139ZM141 90H142V89H141ZM141 90H140V91H141ZM150 90H152V89H150ZM156 90H157V89H156ZM159 90H160V89H159ZM159 90H157V91H159ZM169 90H170V89H169ZM183 90H184V89H183ZM196 90H197V91H196ZM206 90H207V89H204V91H203V90H201V91L206 92ZM238 90H240V89H238ZM242 90H243V89H242ZM7 91H8V90H7ZM13 91H14V90H13ZM22 91H23V90H22ZM28 91H29V89H28ZM33 91L35 92V90H33ZM33 91H32V95H34ZM57 91H59V90H57ZM73 91H74V90H73ZM123 91H124V90H123ZM123 91H122V92H123ZM126 91H127V90H126ZM129 91H130V90H129ZM143 91H145V89H143ZM143 91H142V92H143ZM161 91H162V90H161ZM161 91H160V92H161ZM171 91H172V90H171ZM198 91H199V92H198ZM244 91H245V90H244ZM258 91H260V90H258ZM258 91H257V94H255V95H253L252 97H250L249 99H247V101L244 103L246 107H250V105H251V108H253V106H256L260 101L262 102V99L264 100V90L262 89V91H260V92H258ZM1 92H2V91H1ZM38 92H40V91H38ZM60 92H61V91H60ZM93 92H94V90H93ZM108 92H109V90H108ZM108 92H107V93H108ZM134 92H135V90H134ZM172 92H174V91H172ZM181 92H182V91H181ZM207 92H208V91H207ZM236 92H237V91H236ZM238 92H239V91H238ZM2 93H3V92H2ZM2 93H1V94H2ZM5 93H6V92H5ZM29 93H30V92H29ZM36 93H37V92H36ZM48 93H49V92H48ZM55 93H58V92H55ZM80 93H81V92H80ZM83 93H84V92H82V94H83ZM104 93H105V92H104ZM109 93H110V92H109ZM117 93H118V92H117ZM117 93H115V94H117ZM132 93H133V92H132ZM163 93H164V92H163ZM168 93H169V92H168ZM178 93H179V91H178ZM229 93H230V92H229ZM232 93H233V92H232ZM254 93H255V92H254ZM254 93H253V94H254ZM8 94H9V93H8ZM14 94H15V93H14ZM25 94H26V93H25ZM53 94H54V93H53ZM53 94H52V95H53ZM67 94H68V93H67ZM87 94H88V91H87ZM90 94H92V93H90ZM120 94H121V91H120ZM128 94H129V93H128ZM128 94H127V95H128ZM130 94H131V93H130ZM130 94H129V95H130ZM137 94H138V93H137ZM151 94H152V93H151ZM156 94H157V93H156ZM172 94H173V93H172ZM176 94H177V93H176ZM182 94H183V93H182ZM238 94H239V93H238ZM251 94H252V93H251ZM32 95H31V96H32ZM36 95H37V94H36ZM38 95H39V94H38ZM49 95H50V94H49ZM60 95H62V94H60ZM79 95H80V94H79ZM85 95H86V93H85ZM104 95H105V94H104ZM111 95H112V94H111ZM121 95H122V94H121ZM125 95H126V94H125ZM129 95H128V96H129ZM133 95H134V94H133ZM140 95H141V94H140ZM170 95H171V93H170ZM174 95H175V94H174ZM213 95L216 96L215 93H213ZM217 95H220V93L217 94ZM228 95H229V94H228ZM241 95H242V94H241ZM27 96H29V95H27ZM62 96H63V95H62ZM62 96H61V97H62ZM108 96H109V95H108ZM114 96L116 97V95H114ZM118 96H119V95H117V98H119ZM200 96H201V97H200ZM209 96L211 97L210 94H209ZM224 96H225V95H224ZM232 96H233V95H232ZM235 96H236V95H235ZM235 96H233V97H235ZM29 97H30V96H29ZM29 97H28L29 100H27V101H30V98H29ZM33 97H34V96L31 97V101H32ZM54 97H55V99H56V96H55V95H54ZM54 97L52 96V97H50V98H52V99L54 100ZM58 97H59V95H58ZM61 97H59V98H61ZM79 97H80V96H79ZM91 97H92V96H91ZM91 97H90V98H91ZM115 97H113V98L115 99ZM123 97H124V96H123ZM133 97H134V96H133ZM164 97H165V95H164ZM212 97H213V96H212ZM212 97H211V98H212ZM217 97H218V99H219V97H221V96H217ZM217 97H216V98H217ZM228 97H229V96H228ZM237 97H238V96H237ZM0 98H1V96H0ZM6 98H7V97H6ZM21 98H22V97H21ZM59 98H58V99H59ZM93 98H94V97H93ZM106 98H107V97L104 96V98L100 99L98 102L102 103L103 101H105L104 99H106ZM109 98H111V97H109ZM151 98H152V97H151ZM165 98H166V97H165ZM165 98H164V99H165ZM174 98H175V96H174ZM178 98H179V97H177L176 99H178ZM211 98H210V99H211ZM222 98H223V96H222ZM222 98H221V99H222ZM224 98H225V97H224ZM226 98H227V97H226ZM226 98H225V99H226ZM241 98H242V97H241ZM245 98H246V97H245ZM3 99H4V97H3ZM39 99H40V98H39ZM47 99L49 100V97H48ZM47 99H46V101H47ZM69 99H70V98H69ZM88 99H89V98H88ZM107 99H108V98H107ZM120 99H121V98H120ZM122 99H123V98H122ZM180 99H179V100H180ZM23 100H24V99H23ZM56 100H57V99H56ZM56 100H55V101H56ZM62 100H63V99H62ZM91 100H92V99H91ZM93 100H94V99H93ZM93 100H92V102H96L95 100H94V101H93ZM109 100H110V99H109ZM117 100H119V99H117ZM117 100H114V101H117ZM142 100H143V99H142ZM169 100H170V99H169ZM214 100H215V101H214ZM7 101H8V100H7ZM17 101H18V100H17ZM27 101H26V102H27ZM31 101L28 102V103L30 104ZM33 101H34V99H33ZM37 101H38V100H36V102H37ZM44 101H45V99H44L42 102H44ZM46 101H45V103H46V105H47L48 102H46ZM66 101H67V100H66ZM71 101H72L71 103H72V106H73V107H72L71 105H69V106H71L72 108H74V106L77 105V104H75V103H77L78 100H77L76 102H74L73 100H71ZM80 101H81V100H80ZM110 101H112V100H110ZM110 101H109V102H110ZM119 101H120V100H119ZM122 101H124V100H122ZM122 101H121V102H122ZM162 101H163V100H162ZM175 101H176V100H175ZM208 101L211 102V100H209V99H208ZM208 101L206 100V103H203L204 101H202V103H203L204 105L207 106ZM213 101L216 102V99L214 98V99L212 100V102H213ZM226 101H228V100H226ZM229 101L232 102L231 100H229ZM237 101H238V100H237ZM242 101H243V100H242ZM244 101H245V100H244ZM23 102H24V101H23ZM26 102H24V104H25ZM36 102L34 101V102H32L31 104L34 103V105H35ZM49 102H51V100H49ZM52 102H54V101H52ZM78 102H79V101H78ZM82 102H83V101H82ZM144 102H145V101H144ZM165 102H166V101H165ZM182 102H181V103H182ZM212 102H211V103H212ZM221 102H222V101H221ZM238 102H239V101H238ZM261 102H260V104H261ZM2 103H3V102H2ZM2 103L0 104V106L2 105ZM9 103H10V102H9ZM18 103H19V102H18ZM39 103H40V102H39ZM73 103H74L75 105H73ZM83 103H85V102H83ZM86 103H87V102H86ZM90 103H91V101H90ZM111 103H113V102H111ZM116 103H117V102H116ZM146 103H147V102H146ZM162 103H163V102H162ZM172 103H173V105H175L176 102H175V103L172 102ZM177 103H178V102H177ZM179 103H180V102H179ZM185 103H186V102H185ZM223 103H224V102H223ZM225 103H226V102H225ZM24 104H22V106H23ZM26 104H27V103H26ZM29 104H28V105H29ZM64 104H65V103H64ZM69 104H70V103H69ZM88 104H89V102H88ZM88 104H86L87 108H85V106H84L83 104H81V105H83L84 108L86 109V110H85V109L83 108L84 111H85V113L88 114V115H89V114L91 115V112H94V111H93L94 107H93V108H92V107H91V108H88L89 106H91V105L88 106ZM93 104H94V103H93ZM93 104H92V105H93ZM105 104L108 105L107 102H106ZM151 104H152V103H151ZM155 104H157V103H155ZM166 104H167V103H166ZM166 104H165V105H166ZM183 104H184V103H183ZM213 104H214V103H213ZM228 104H229V103H228ZM235 104H236V103H235ZM20 105H21V104H20ZM34 105H31V106L35 107V106H37L38 104H36L35 106H34ZM40 105H41V104H40ZM40 105H39V106H40ZM51 105H52V104L50 103L49 106H51ZM53 105H54V104H53ZM95 105H96V104H94L93 106H95ZM140 105H141V104H140ZM140 105H139V106H140ZM147 105H148V104H147ZM158 105H159V103H158ZM165 105H164V107H165ZM181 105H182V104H181ZM181 105H180V107H181ZM208 105H209V104H208ZM211 105H212V104H211ZM226 105H227V104H226ZM231 105H232V104H231ZM26 106H27V105H25L24 110L26 109ZM29 106H30V105H29ZM39 106H37V107H39ZM41 106H42V107H45L44 104H42ZM58 106H59V105H58ZM79 106H80V104H79ZM83 106H82V107H83ZM111 106H112V105H111ZM175 106H178V105H175ZM183 106H184V105H183ZM194 106H195V105H194ZM234 106H235V105H234ZM243 106H244V105H243ZM263 106H264V105H263ZM13 107H14V106H13ZM42 107H41V108H42ZM63 107H64V106H63ZM76 107H78V106H76ZM98 107H99V106H98ZM98 107L96 106L95 110H97ZM108 107H109V106H108ZM120 107H121V106H120ZM164 107H159V108H162V109H163ZM186 107H187V105H186ZM214 107H215V106H214ZM214 107H213V108H214ZM229 107H230V106H228V108H229ZM11 108H12V106H11ZM21 108H23V107H21ZM21 108H20V109H21ZM41 108H40V110H41ZM58 108H59V107H58ZM65 108H66V106H65ZM79 108H80V107H79ZM79 108H78V109H79ZM99 108H100V107H99ZM139 108H140V107H139ZM149 108H150V107H149ZM149 108H148V109H149ZM166 108H167V107H166ZM183 108H184V107H183ZM196 108H197V106H196ZM208 108H209V109H212V108L209 107V106H208ZM208 108H207V109H208ZM224 108H226V107L224 106ZM231 108H232V107H231ZM239 108H240V107H239ZM242 108H243V107H242ZM242 108H241V109H242ZM5 109H6V108H5ZM34 109H35V108H34ZM34 109H33V110H34ZM67 109L69 110V107H68ZM70 109H71V108H70ZM75 109H76V108H75ZM169 109H170V108H169ZM169 109H167V112H164V113H166V115H168V116L170 115L169 113L171 112V110H169ZM178 109H180V108H178ZM209 109H208V111H207L208 114H209ZM15 110H16V107H15ZM29 110H30V109H28V111H29ZM33 110H32V111H33ZM40 110H38V111H40ZM45 110H46V109H45ZM59 110H61V109H59ZM65 110H66V109H65ZM68 110H67V111H68ZM71 110H72V109H71ZM71 110H69V111H71ZM110 110H112V109H110ZM110 110H108V111H110ZM121 110H122V109H121ZM190 110H192V109H190ZM194 110H195V108H194ZM194 110H193V111H194ZM221 110H222V109H221ZM225 110H226V109H225ZM229 110H231V109H229ZM229 110H228V111H229ZM232 110H233V108H232ZM232 110H231L230 112H232ZM248 110H250V109H247V112H248ZM253 110H254V109H253ZM35 111H36V110H34V112H35ZM41 111H42V110H41ZM76 111H77V109H76ZM79 111H80V109H79ZM79 111H78V113H79ZM82 111H83V110H82ZM102 111H104V110H102ZM105 111H106V110H105ZM151 111H153L152 108H151ZM202 111H203V110L201 109V112H202ZM214 111H215V110H214ZM237 111H238V110H237ZM254 111H255V110H254ZM254 111H253V112H254ZM256 111H257V110H256ZM0 112H1V111H0ZM3 112H4V111H3ZM30 112H31V110H30ZM36 112H37V111H36ZM60 112H61V111H60ZM65 112H66V111H65ZM71 112H72V111H71ZM96 112H97V111H96ZM96 112H94V113H96ZM115 112H116V111H113V113H115ZM117 112H118V111H117ZM135 112H136V111H135ZM142 112H143V111H142ZM146 112H147V110H146ZM198 112H199V111H198ZM222 112H223V111H222ZM222 112H221V113H222ZM234 112H235V111H234ZM251 112H252V111H251ZM251 112H250V113H251ZM263 112H264V111H263ZM263 112H262V113H263ZM22 113H23V112H22ZM28 113H29V112H28ZM62 113H63V115H64V112H63V111H62ZM66 113H67V112H66ZM99 113H100V112H99ZM105 113H107V112H105ZM108 113H109V112H108ZM119 113H120V112H119ZM147 113H149V112H147ZM151 113H152V112H151ZM158 113H159V112H158ZM158 113H157V114H158ZM167 113H168V114H167ZM211 113H213V112H211ZM235 113H236V112H235ZM245 113H246V112H245ZM33 114H34V113H33ZM74 114H75V112H74ZM79 114H81V113H79ZM145 114H146V113H145ZM155 114H156V113H155ZM159 114H160V113H159ZM162 114H163V113H162ZM184 114H185V113H184ZM190 114H191V113H190ZM214 114H215V113H214ZM214 114H212V115H214ZM216 114H217V113H216ZM219 114H220V111H219ZM219 114H217V115L219 116ZM226 114H227V113H226ZM248 114H249V113H248ZM255 114H256V112H255ZM22 115H23V114H22ZM26 115H27V114H26ZM28 115H29V114H28ZM31 115H32V113H31ZM31 115H30V116H31ZM34 115H36V114H34ZM37 115H39V113H38ZM55 115H56V114H55ZM59 115H60V114H59ZM59 115L57 114L58 118H59ZM63 115H60V116H63ZM76 115H77V114H76ZM81 115H82V114H81ZM107 115H108V114H107ZM110 115H112V114H110ZM114 115H115V114H114ZM142 115H143V114H142ZM153 115H154V114H153ZM166 115H165V116H166ZM203 115H204V112H203ZM224 115H225V114H224ZM227 115H228V114H227ZM234 115H235V114H234ZM246 115H247V114H246ZM246 115H245V116H246ZM251 115H252V114H251ZM261 115H263V114H261ZM57 116H56V118H57ZM84 116H86V115H84ZM100 116H101V114H100ZM118 116H119V115H118ZM193 116H194V115H193ZM208 116H209V115H208ZM208 116H207V117H208ZM24 117H25V116H24ZM27 117L29 118V116H27ZM65 117H66V116H65ZM73 117H74V115H73ZM91 117H93V114L91 115ZM91 117H90V118H91ZM94 117H95V116H94ZM94 117H93V118H94ZM96 117H97V116H96ZM107 117H108V116H107ZM115 117H116V116H114L113 118H115ZM121 117H122V116H121ZM156 117H157V116H156ZM176 117H177V116H176ZM183 117H184V116H183ZM219 117H221V115H220ZM222 117H223V116H222ZM222 117H221V118H216V117H215V119H216L215 123H218L219 121H221ZM228 117H229V116H228ZM230 117H231V116H230ZM255 117H256V116H255ZM1 118H2V117H1ZM6 118H7V117H6ZM28 118H26V119H28ZM31 118L34 119V116H31ZM31 118H29L30 121H31ZM35 118H36V117H35ZM50 118H52V117H50ZM66 118H67V117H66ZM79 118H81V117L79 116ZM82 118H83V117H82ZM82 118H81V119H82ZM85 118H86V117H85ZM108 118L110 119V117H108ZM108 118H107V120H108ZM139 118H141V115L139 116ZM139 118H138V119H139ZM147 118H148V117H147ZM149 118H150V117H149ZM163 118H164V117H163ZM191 118H192V117H191ZM223 118H224V117H223ZM245 118H246V117H245ZM257 118H258V117H257ZM4 119H5V118H4ZM29 119H28V120H29ZM37 119H38V118H37ZM73 119H74V118H73ZM86 119H87V118H86ZM91 119H92V118H91ZM94 119H95V118H94ZM96 119H97V118H96ZM128 119H129V118H128ZM142 119H143V118H142ZM155 119H156V118H155ZM165 119H166V118H165ZM187 119H188V118H187ZM227 119H228V118H227ZM258 119H259V118H258ZM12 120H13V119H12ZM28 120H27V121H28ZM50 120H51V119H50ZM52 120H53V118H52ZM52 120H51V122H52ZM55 120H56V119H55ZM55 120H54V121H55ZM67 120H68V119H67ZM82 120H83V119H82ZM103 120H104V119H103ZM107 120H106V121H107ZM114 120L116 121V119H114ZM136 120H137V119L134 118L133 121L136 122ZM139 120H140V119H139ZM144 120H146V119H144ZM147 120H148V119H147ZM197 120H198V119H197ZM200 120H201V122H200V124H198V125H200V127H199V126L197 127V128H198V129H197V130H198L197 133H199V131H201V130H202V131H205V130H204V127H207V126L210 124L209 121H208L209 119H208V120L205 119L204 116H203V119L200 118ZM211 120H212V119H211ZM211 120H210V121H211ZM222 120H223V119H222ZM247 120H248V119H247ZM249 120H250V119H249ZM22 121H23V120H22ZM54 121H53V123H54ZM59 121H60V119H59ZM59 121H58V122H59ZM64 121H65V120H64ZM68 121H69V120H68ZM71 121H72V120H71ZM84 121H85V119H84ZM93 121H94V120H93ZM112 121H113V120H112ZM151 121H152V119H151ZM153 121H154V120H153ZM156 121L159 122V119L157 118V119L155 120V122H156ZM175 121H176V120H175ZM223 121L225 122L226 120H223ZM223 121H222V122H223ZM228 121H229V120H228ZM47 122H49V120H48ZM88 122H89V121H88ZM90 122H91V121H90ZM97 122H98V121H97ZM135 122H134V123H135ZM181 122H182V121H181ZM181 122H180V123H181ZM185 122H186V121H185ZM211 122H212V121H211ZM224 122H223V123H224ZM245 122H246V121H245ZM1 123H2V122H1ZM32 123H33V122H32ZM37 123H38V122H37ZM66 123H67V122H66ZM71 123H72V122H71ZM79 123H80V122H79ZM81 123H82V122H81ZM99 123H100V122H98V124H99ZM101 123H102V122H101ZM130 123H131V122H130ZM139 123H140V121H139ZM146 123H147V122H146ZM153 123H154V122H153ZM159 123H160V122H159ZM161 123H162V122H161ZM189 123H190V122H189ZM191 123H192V122H191ZM215 123H214V118H213V125H212V126H214ZM251 123H252V122H251ZM260 123H261V122H260ZM47 124H48V123H47ZM63 124H64V123H63ZM116 124H117V123H116ZM131 124H132V123H131ZM136 124H137V123H136ZM141 124H142V123H141ZM143 124H144V123H143ZM166 124H169V123H166ZM211 124H212V123H211ZM236 124H237V123H236ZM236 124H235V125H236ZM19 125H20V124H19ZM49 125H50V124H49ZM56 125H57V124H56ZM58 125H59V124H58ZM58 125H57V126H58ZM89 125H90V124H89ZM91 125H92V124H91ZM96 125H97V123H96ZM101 125H102V124H101ZM110 125H111V124H110ZM132 125H133V124H132ZM134 125H135V124H134ZM137 125H138V124H137ZM164 125H165V124H164ZM169 125H170V124H169ZM190 125H191V124H190ZM64 126H65V125H64ZM67 126H68V124H67ZM85 126H86V125H85ZM103 126H104V124H103ZM118 126H119V125H118ZM138 126H139V125H138ZM153 126H154V125H153ZM173 126H174V124H173ZM188 126H189V125H188ZM188 126H186V128H187ZM210 126H211V125H210ZM210 126H209V127H210ZM12 127H14V126H12ZM33 127H35V126H33ZM38 127H39V126H38ZM97 127H98V126H97ZM101 127H102V126H101ZM101 127H100V128H101ZM115 127H116V126H113V128H111V126H110L111 129L108 128L109 130L106 129V127H105V128L102 129V131H103V132L105 131V132H107V133H121L122 131H125V130L127 129L126 126L119 127V128H118V127L115 128ZM129 127H131V126L129 125ZM129 127H128V128H129ZM134 127H135V126H134ZM141 127H142V126H141ZM149 127H150V126H149ZM151 127H152V126H151ZM151 127H150V128H151ZM156 127H157V126H156ZM178 127H179V126H178ZM181 127H182V126H181ZM233 127H234V126H233ZM236 127H237V126H235V128H236ZM238 127H239V126H238ZM39 128H40V127H39ZM39 128H38V129H39ZM54 128H55V126H54ZM86 128H87V127H86ZM131 128H133V127H131ZM144 128H145V127H144ZM184 128H185V127H184ZM191 128H192V127H191ZM217 128H218V127H217ZM235 128H234V129H235ZM10 129H11V128H10ZM15 129H16V128H15ZM23 129H24V128H23ZM29 129H30V126H29ZM59 129H60V128H59ZM59 129H57V130H58L59 132H62L63 129H62L61 131H60ZM66 129H67V128H66ZM80 129H81V128H80ZM104 129H105V130H104ZM137 129H138V128H137ZM170 129H171V128H170ZM170 129H169V131H170ZM13 130H14V129H13ZM32 130H33V129H32ZM57 130H56V133H57ZM67 130H68V129H67ZM67 130H66V131H67ZM83 130H84V129H83ZM87 130H88V129H87ZM97 130H100V129H97ZM129 130H130V129H129ZM133 130H134V129H133ZM144 130H145V129H144ZM153 130H154V129H153ZM163 130H164V129H163ZM177 130H178V129H177ZM177 130H176V132H177ZM186 130H187V129H186ZM197 130H196V131H197ZM213 130H214V129H213ZM229 130H230V129H229ZM0 131H1V130H0ZM19 131H20V130H19ZM22 131H23V130H22ZM39 131H40V129H39ZM64 131H65V130H64ZM68 131H69V130H68ZM92 131H93V130H92ZM127 131H128V130H127ZM139 131H140V130H139ZM145 131H146V130H145ZM155 131H156V130H155ZM174 131H175V130H174ZM184 131H185V129H184ZM208 131H209V130H208ZM10 132H11V131H10ZM33 132H34V130H33ZM54 132H55V131H54ZM129 132L132 134L131 131H129ZM146 132H147V131H146ZM160 132H161V131H160ZM171 132H172V131H171ZM178 132H179V131H178ZM181 132H182V131H181ZM188 132H189V131H188ZM218 132H219V131H218ZM232 132H233V131H232ZM17 133H18V132H17ZM17 133H16V135H17ZM23 133H24V132H23ZM25 133H26V132H25ZM30 133H32V132L30 131ZM56 133H55V136H57ZM64 133H65V132H64ZM64 133H63V134H64ZM123 133H124V132H123ZM168 133H169V132H168ZM168 133H167V134H168ZM210 133H213V132H210ZM20 134H21V132H20ZM36 134H37V133H36ZM63 134H62V135H63ZM65 134H66V133H65ZM94 134H95V133H94ZM94 134H93V135H94ZM104 134H105V133H104ZM124 134H125V133H124ZM139 134H140V133H139ZM147 134H148V133H147ZM147 134H146V136H147ZM150 134H151V133H150ZM153 134H154V133H153ZM179 134H180V133H179ZM190 134H191V133H190ZM193 134H194V133H193ZM213 134H214V133H213ZM229 134H230V133H229ZM234 134H235V133H234ZM243 134H244V133H243ZM6 135H7V134H6ZM21 135H23V134H21ZM31 135H32V134H31ZM31 135H30V136H31ZM34 135H35V134H34ZM70 135H71V134H70ZM88 135H89V134H88ZM88 135H87V136H88ZM93 135H92V136H93ZM106 135H107V134H106ZM108 135H109V134H108ZM120 135H121V134H120ZM133 135H134V134H133ZM142 135H143V134H142ZM154 135H155V134H154ZM168 135H169V134H168ZM171 135H175V133L173 134V132H172ZM188 135H189V134H188ZM197 135H198V134H197ZM199 135H200V134H199ZM215 135H216V134H215ZM0 136H1V135H0ZM19 136H20V135H19ZM23 136H24V135H23ZM53 136H54V134H53L51 137L53 138ZM67 136H69V135H67ZM89 136H90V135H89ZM96 136H97V135H96ZM98 136H99V135H98ZM101 136H102V135H101ZM104 136H105V135H104ZM111 136H112V135H111ZM111 136H110V137H111ZM113 136H114V135H113ZM128 136H129V135H128ZM136 136H137V135H136ZM136 136H135V137H136ZM152 136H153V135H152ZM165 136H167V135H165ZM217 136H218V135H217ZM217 136H216V137H217ZM11 137H12V136H11ZM11 137H10V138H11ZM49 137H50V136H48V138H49ZM75 137H76V136H75ZM93 137H94V136H93ZM144 137H145V136H144ZM144 137H143V138H144ZM172 137H177V134H176L175 136H172ZM178 137H180V136H178ZM181 137H183V136H181ZM181 137H180V138H181ZM186 137H187V136H186ZM197 137H198V136H197ZM197 137H196V138H197ZM216 137H215V139H216ZM218 137H219V136H218ZM1 138H2V137H1ZM1 138H0V139H1ZM15 138H17V137H15ZM18 138H19V137H18ZM18 138H17V139H18ZM21 138H22V137L20 136L19 139H21ZM23 138H24V137H23ZM30 138H31V137H30ZM54 138H55L56 142H57V139L59 140L58 137H57V139H56V137H54ZM54 138H53V139H54ZM100 138H101V137H100ZM105 138H106V137H105ZM125 138H126V137H125ZM133 138H134V137H133ZM140 138H141V137H140ZM154 138H155V136H154ZM167 138H168V137H167ZM190 138H191V135H190ZM190 138H189V139H190ZM200 138H202V137H200ZM229 138H231V136H230ZM232 138H233V137H232ZM256 138H257V137H256ZM60 139L62 140L61 137H60ZM64 139H65V138H64ZM86 139H87V138H86ZM86 139H85V141H86ZM109 139H110V138H109ZM111 139H112V137H111ZM117 139H118V138H117ZM120 139H121V138H120ZM126 139H127V138H126ZM136 139H137V138H136ZM145 139H146V138H145ZM147 139H149V138H147ZM162 139H163V138H162ZM172 139H173V138H171L170 140H172ZM194 139H195V138H194ZM28 140H29V139H28ZM37 140H39V139H37ZM55 140H54V141H55ZM83 140H84V139H83ZM89 140H90L91 142L93 141V140H91V139H89ZM150 140H151V139H150ZM166 140H167V139H166ZM173 140H174V139H173ZM177 140H179V139H177ZM199 140H200V139H199ZM213 140H214V139H213ZM249 140H250V139H249ZM12 141H13V140H12ZM12 141H11V142H12ZM18 141H21V140H18ZM49 141H51V138H49ZM54 141H53V142H54ZM72 141H73V140H72ZM158 141H159V140H158ZM161 141H163V140H161ZM168 141H169V140H168ZM182 141H183V140H182ZM184 141H186V140H184ZM184 141H183V142H184ZM193 141H194V140H192V142H193ZM217 141H218V140H217ZM219 141H220V138H219ZM14 142H15V141H14ZM14 142H13V143H14ZM24 142H25V141H24ZM62 142H63V141H62ZM82 142H83V141H82ZM82 142H81V145H82ZM142 142H144V141H142ZM166 142H167V141H166ZM194 142H195V141H194ZM227 142H228V141H227ZM263 142H264V140H263ZM9 143H10V142H9ZM20 143H21V142H20ZM26 143H27V142H26ZM37 143H38V142H37ZM58 143H59V142H57V144H58ZM136 143H138V142H136ZM154 143H155V142H154ZM169 143H170V141H169ZM176 143H177V142H176ZM205 143H206V142H205ZM237 143H238V142H237ZM259 143H260V142H259ZM11 144H12V143H11ZM14 144H15V143H14ZM62 144H63V143H62ZM76 144H77V143H76ZM84 144H85V142H83V147H84ZM87 144L91 145V143H89V141H88ZM134 144H135V143H134ZM139 144H140V140H139ZM141 144H142V143H141ZM155 144L158 145L157 143H155ZM160 144H161V143H160ZM160 144H159V145H160ZM163 144H164V143H163ZM163 144H162V145H163ZM167 144H168V143H167ZM184 144H185V143H184ZM186 144H187V143H186ZM189 144H191V143L189 142ZM189 144H188V146H189ZM193 144H194V143H193ZM208 144H209V142H208ZM17 145H18V142H17ZM79 145H80V144H79ZM126 145H127V144H126ZM132 145H133V144H132ZM151 145H152V144H151ZM151 145L148 144V143H145L144 145H141V146L137 149V151H136L135 153H133V155L135 154V156H134L135 163H136V162H141V161L145 162L144 160H146L148 157H149L148 159H151V158L154 159L155 157H158V156H160L161 154L164 153V152H162V149L159 147L161 150L158 149V148H157V149L155 148V149L151 150V152H150V154H149V152H147L146 150H148V149L151 147ZM164 145H166V144H164ZM172 145H173V143L171 144V146H172ZM206 145H207V144H206ZM209 145H210V144H209ZM212 145H213V144H212ZM228 145H229V144H228ZM228 145H227V146H228ZM241 145H242V144H241ZM260 145H261V144H260ZM5 146H7V144H6ZM27 146H28V145H27ZM33 146H34V145H33ZM54 146H55V145H54ZM64 146H65V145H64ZM86 146H87V145H86ZM134 146H135V145H134ZM179 146L181 147V145H179ZM183 146H184V145H183ZM191 146H192V145H191ZM218 146H219V145H218ZM1 147H3V146H1ZM39 147H40V145H39ZM137 147H138V146H137ZM157 147H158V146H157ZM176 147H178V146L176 145ZM189 147H190V146H189ZM254 147H257V146H254ZM262 147H263V146H262ZM15 148H16V147H15ZM27 148H28V147H27ZM27 148H26V151H27ZM76 148H78V146H77ZM79 148H80V146H79ZM102 148H103V147H102ZM102 148H101V149H102ZM135 148H136V146H135ZM201 148H202V147H201ZM201 148H199V149H201ZM213 148H214V147H213ZM217 148H218V147H217ZM1 149H2V148H1ZM5 149H6V148H5ZM7 149H8V148H7ZM16 149H18V148H16ZM35 149H36V148H35ZM38 149H39V148H38ZM151 149H152V148H151ZM163 149H165V147H164ZM173 149H174V148H173ZM180 149H182V148H180ZM223 149H224V148H223ZM234 149H235V148H234ZM236 149H237V148H236ZM260 149H261V148H260ZM149 150H150V149H149ZM166 150H167V149H166ZM166 150H164V151H166ZM169 150H170V149H169ZM224 150H225V149H224ZM224 150H222V151H224ZM256 150H257V149H256ZM256 150H255V151H256ZM258 150H259V149H258ZM12 151H13V150H12ZM22 151H23V150H22ZM26 151H25V152H26ZM35 151H36V150H35ZM107 151H108V150H107ZM134 151H135V150H134ZM175 151H177V150H175ZM175 151H174V152H175ZM180 151H182V150H180ZM180 151H179V153H180ZM216 151L218 152V150H216ZM1 152H3V150H1ZM7 152H8V151H7ZM32 152H33V150H32ZM38 152H39V151H38ZM42 152H44V151H42ZM57 152H58V151H57ZM74 152H75V151H74ZM104 152H105V151H104ZM118 152H119V151H118ZM171 152H173V150H172ZM182 152H183V151H182ZM195 152H196V151H195ZM225 152H227V151H225ZM243 152H244V151H243ZM5 153H6V150H5ZM16 153H17V152H16ZM16 153H15V154H16ZM22 153H23V152H22ZM26 153H27V152H26ZM29 153H30V152H29ZM40 153H41V151H40ZM107 153H108V152H107ZM145 153H148V155H145ZM166 153H167V152H165L164 154H166ZM168 153H169V152H168ZM184 153H186V152H184ZM197 153H198V152H197ZM208 153H209V152H208ZM240 153H242V151H241ZM246 153H248V152H246ZM257 153H258V152H257ZM30 154H31V153H30ZM30 154H28L29 156L27 157L26 160H31V159L34 158V155H35V154H34V155H32V154L30 155ZM37 154H38V153H37ZM54 154H55V153H54ZM65 154H66V153H65ZM65 154H64V155H65ZM169 154H170V153H169ZM180 154H182V153H180ZM224 154L226 155V154H228V153H224ZM263 154H264V153H263ZM11 155H12V154H11ZM21 155H22V154H21ZM52 155H53V154H52ZM106 155H107V154H106ZM131 155H132V154H131ZM133 155H132V156H133ZM171 155L173 156V153H172ZM171 155H170V156H171ZM177 155H178V154H177ZM199 155H200V154H199ZM207 155H208V154H207ZM242 155H243V153H242ZM247 155H248V154H247ZM250 155H251V154H250ZM3 156H4V155H3ZM24 156H25V155H24ZM35 156H36V155H35ZM59 156H60V155H59ZM78 156H79V155H78ZM165 156H167V154H166ZM172 156H171V157H172ZM174 156H175V155H174ZM183 156L185 157V155H183ZM194 156H195V155H194ZM20 157H21V156H20ZM22 157H23V156H22ZM37 157H38V156H37ZM39 157H40V155H39ZM60 157H61V156H60ZM175 157H176V156H175ZM188 157H189V156H188ZM230 157H231V156H230ZM243 157H245V155H244ZM256 157H257V156H256ZM256 157H255V158H256ZM258 157H259V156H258ZM258 157H257V158H258ZM261 157H262V156H261ZM0 158H1V157H0ZM3 158H4V157H3ZM14 158H15V157H14ZM23 158H24V157H23ZM25 158H26V157H25ZM40 158H42V157H40ZM75 158H76V157H75ZM128 158H129V157H128ZM145 158H146V159H145ZM166 158H167V157H166ZM216 158H217V157H216ZM222 158H223V157H222ZM227 158H228V157H227ZM240 158H241V157H240ZM38 159H39V158H38ZM80 159H81V158H80ZM130 159H131V158H130ZM134 159H133V160H134ZM155 159H157V158H155ZM172 159H173V158H172ZM172 159H171V160H172ZM174 159H175V158H174ZM178 159H180V157H179ZM217 159H218V158H217ZM230 159H231V158H230ZM230 159H229V160H230ZM241 159H242V158H241ZM253 159H254V157H253ZM259 159H261V158H259ZM26 160H24V161H26ZM39 160H40V159H39ZM159 160H160V159H159ZM187 160H188V159H187ZM21 161H23V160H21ZM21 161H20V162H21ZM77 161H78V160H77ZM98 161L100 162V160H98ZM105 161H106V160H105ZM105 161H104V162H105ZM109 161H110V160H109ZM109 161H108V162H109ZM131 161H132V160H131ZM131 161H130V162H131ZM173 161H174V160H173ZM175 161H176V160H175ZM178 161H179V160H178ZM180 161H181V159H180ZM180 161H179V162H180ZM185 161H186V160H185ZM209 161H210V160H209ZM214 161H215V160H214ZM262 161H263V160H262ZM18 162H19V161H18ZM26 162H27V161H26ZM40 162H41V161H40ZM86 162H87V161H86ZM108 162H107V163H108ZM130 162H129V163H130ZM165 162H166V161H165ZM195 162H196V161H195ZM227 162H229V161H227ZM248 162H249V161H246L245 164L242 163V164H244V165H242V166L236 168L235 170H234V169H232V170H234V171H236V172L238 171V173H240V171H239L240 169H245V168H247V167H248V169H250L249 167L253 164V163L251 164V162H253V161H251V162H249V163H248ZM254 162H255V161H254ZM21 163H22V162H21ZM23 163H24V162H23ZM95 163H96V162H95ZM101 163H102V162H101ZM101 163H100V164H101ZM174 163H175V162H174ZM174 163H173V164H174ZM177 163H178V162H177ZM186 163H189V162H186ZM210 163H211V162H210ZM256 163H257V162H256ZM0 164H1V163H0ZM2 164H3V163H2ZM38 164H39V163H38ZM97 164H98V163H97ZM102 164H103V163H102ZM145 164H146V163H145ZM151 164H152V163H151ZM160 164H161V163H160ZM164 164H165V163H164ZM168 164H169V163H168ZM170 164H171V163H170ZM170 164H169V165H170ZM173 164H172V165H173ZM215 164H216V163H215ZM230 164H231V163H230ZM249 164H251V165H249ZM260 164H261V163H260ZM262 164H263V163H262ZM81 165H82V164H81ZM113 165H114V164H113ZM131 165H132V164H131ZM177 165H178V164H177ZM195 165H196V163H195ZM198 165H199V164H198ZM202 165H203V164H202ZM207 165H208V164H207ZM207 165H205V166H207ZM212 165H213V164H212ZM231 165H232V164H231ZM233 165H234V164H233ZM253 165L255 166V164H253ZM253 165H252V166H253ZM258 165H259V163H258ZM145 166H146V165H145ZM164 166H165V165H164ZM174 166H175V165H174ZM184 166H185V165L183 164V167H184ZM188 166H189V164H188ZM213 166H214V165H213ZM254 166H253V167H254ZM262 166H263V165H262ZM26 167H27V166H26ZM130 167H131V166H130ZM176 167H177V166H176ZM203 167H204V166H203ZM82 168H83V167H82ZM103 168H104V167H103ZM115 168H116V167H115ZM166 168H167V167H166ZM168 168H169V167H168ZM177 168H178V170H182L181 168L179 169V167H177ZM186 168H187V166H186ZM189 168H190V167H189ZM189 168H187V169H189ZM198 168H199V166H198ZM200 168H201V167H200ZM207 168L210 169V167H207ZM207 168H205V169H207ZM134 169H135V168H134ZM171 169H172V168H171ZM187 169H186V170H187ZM211 169H212V167H211ZM230 169H231V168H230ZM258 169H260V168H258ZM258 169H257V172H258ZM261 169H262V168H261ZM119 170H120V169H118V170H116V171L118 172ZM125 170H126V168H125ZM127 170H128V169H127ZM131 170H132V169H131ZM174 170H175V169H174ZM176 170H177V169H176ZM192 170H193V169H192ZM228 170H229V169H228ZM232 170H230V171H232ZM251 170H252V171H251ZM253 170H256V167H255V169H253V168L251 167V169H250L251 173H252V172H256V171H253ZM65 171H66V170H65ZM128 171H129V170H128ZM171 171H173V170H171ZM198 171H199V169H198ZM234 171H233V172H230V174H229V173H228V174H229V175L234 174V173H235ZM243 171H244V170H243ZM262 171H263V170H262ZM0 172H1V170H0ZM51 172H52V171H51ZM179 172H180V171H179ZM182 172H183V171H182ZM184 172H186V171H184ZM190 172H191V171H190ZM190 172L188 171V173H187V172H186V173L189 174ZM209 172H210V171H209ZM224 172H225V171H224ZM110 173H111V172H110ZM194 173H195V172H194ZM194 173H193V175H194ZM200 173H205V172H201V171H200L199 174H200ZM222 173H223V171H222ZM49 174H50V173H49ZM54 174H55V173H54ZM67 174H68V173H67ZM107 174H108V173H107ZM130 174H131V173H130ZM169 174H171V173L169 172ZM173 174H174V173H173ZM180 174H181V173H180ZM213 174H214V173H213ZM236 174H237V173H236ZM236 174H235V175H236ZM252 174H253V173H252ZM254 174H256V173H254ZM47 175H48V174H47ZM57 175H58V174H57ZM74 175H75V174H74ZM181 175H182V174H181ZM193 175H190V176H193ZM196 175H198V173H196ZM200 175H201V174H200ZM208 175H209V174H208ZM239 175H240V174H239ZM241 175H242V174H241ZM259 175H260V174H259ZM107 176H108V175H107ZM107 176H105V177H107ZM111 176H112V175H111ZM114 176H115V175H114ZM167 176H168V175H167ZM174 176H175V175H174ZM184 176H185V175H184ZM186 176H187V175H186ZM210 176H211V175H210ZM210 176H206V177H210ZM221 176H222V175H221ZM72 177H73V176H72ZM212 177H214V176H212ZM212 177H211V178H212ZM219 177H220V176H219ZM223 177H224V176H223ZM228 177H229V176H228ZM228 177L226 176V178H228ZM231 177H232V176H231ZM231 177H230V178H231ZM239 177H241V176H239ZM243 177H244V176H243ZM47 178H48V177H47ZM120 178H121V177H120ZM122 178H123V177H122ZM165 178H166V177H165ZM174 178L176 179V177H174ZM179 178H180V177H179ZM215 178H217V177H215ZM221 178H222V177H221ZM234 178H235V177H234ZM244 178H245V177H244ZM257 178H258V177H257ZM75 179H76V178H75ZM79 179H80V178H79ZM105 179H106V178H105ZM115 179H116V178H115ZM180 179H182V178H180ZM180 179H179V180H180ZM197 179H198V178H197ZM197 179H195V180H197ZM205 179H206V178H205ZM218 179H219V178H218ZM223 179H225V177H224ZM223 179H222V181H223ZM236 179H238V178H236ZM242 179H243V178H242ZM242 179L240 178V180H242ZM247 179H248V178H247ZM166 180H167V179H166ZM189 180H190V181H189ZM189 180H188L189 182H192V181H191L192 178L189 179ZM215 180H216V179H215ZM215 180H214V181H215ZM228 180H229V178H228ZM234 180H235V179H234ZM244 180H245V182H246V179H244ZM248 180H249V179H248ZM103 181H104V180H103ZM105 181H107V179H106ZM108 181H109V179H108ZM168 181H169V180H168ZM184 181H185V180H184ZM184 181H183V182H184ZM205 181H207V180H205ZM212 181H213V178H212ZM222 181H221V182H222ZM60 182H61V181H60ZM159 182H160V181H159ZM172 182H173V181H172ZM176 182H177V181H176ZM193 182H195V181H193ZM199 182H200V181H199ZM210 182H211V181H210ZM224 182L226 183L227 181L224 180ZM228 182H229V181H228ZM231 182H233V181H231ZM241 182H242V181H241ZM249 182H250V181H249ZM52 183H53V182H52ZM156 183H157V182H156ZM156 183H154V184H156ZM160 183H161V182H160ZM169 183H170V182H169ZM180 183H181V182H180ZM184 183H185V182H184ZM203 183H204V181H203ZM215 183H216V181H215ZM215 183H214V185H212L213 183H209V185H205V186H207L206 188H208L207 191H206V193H208L209 195L212 194V193H214V192L217 193L218 190H219V188L221 189L222 187H224L223 184H220L219 182L216 183V184H215ZM229 183H230V182H229ZM250 183H251V182H250ZM231 184H233V183H231ZM246 184H247V183H246ZM260 184H261V183H260ZM109 185H110V184H109ZM169 185H170V184H169ZM181 185H182V184H181ZM201 185H202V184H201ZM133 186H134V185H133ZM198 186H199V185H198ZM208 186H209V187H208ZM239 186H240V185H239ZM157 187L159 188L160 185H158ZM162 187H163V186H162ZM164 187H165V186H164ZM167 187H169V186L167 185ZM190 187H192V186H190ZM194 187H195V186H194ZM201 187H202V186H201ZM261 187H262V186H261ZM116 188H117V187H116ZM118 188H119V187H118ZM128 188H129V187H128ZM174 188H175V187H174ZM180 188H181V187H180ZM188 188H189V187H188ZM197 188H198V187H197ZM197 188H196V189H197ZM199 188H200V186H199ZM203 188H204V187H203ZM88 189H89V188H88ZM155 189H156V188H155ZM160 189L162 190V188H160ZM160 189H158V190H160ZM163 189H164V188H163ZM169 189H171V188H169ZM194 189H195V188H194ZM226 189H227V188H226ZM134 190H135V189H134ZM164 190L166 191V189H164ZM111 191H112V190H111ZM113 191H114V190H113ZM142 191H143V190H142ZM151 191H152V190H151ZM170 191H171V190H170ZM180 191H181V190H180ZM182 191H183V190H182ZM219 191H220V190H219ZM228 191H229V190H228ZM245 191H246V190H245ZM42 192H43V191H42ZM145 192H146V191H145ZM163 192H164V191H163ZM176 192H178V191H176ZM54 193H55V192H54ZM165 193H166V192H165ZM193 193H194V191H193ZM220 193H221V192H220ZM245 193H246V192H245ZM247 193H248V192H247ZM93 194H95V193H93ZM133 194H134V193H133ZM141 194H142V193H140V195H141ZM200 194H201V192H200ZM204 194H205V193H204ZM262 194H263V193H262ZM90 195H91V193H90ZM134 195H135V194H134ZM136 195H137V194H136ZM140 195H139V196H140ZM145 195H146V193H145ZM164 195H165V194H164ZM168 195H169V194H168ZM254 195H255V194H254ZM139 196H136V197H139ZM142 196H143V195H142ZM147 196H148V195H147ZM147 196H146V197H147ZM152 196H153V194H152ZM154 196H155V195H154ZM170 196H171V195H170ZM172 196H173V195H172ZM175 196H176V195H175ZM216 196H217V195H216ZM216 196H215V197H216ZM227 196H230V195H227ZM262 196H263V195H262ZM262 196H261V199H262ZM134 197H135V196H134ZM143 197H144V196H143ZM182 197H183V196H182ZM205 197H206V196H205ZM210 197H211V196H210ZM220 197H221V196H220ZM224 197H225V196H224ZM230 197H232V196H230ZM245 197H246V196H245ZM245 197H244V198H245ZM44 198H45V197H44ZM86 198H87V197H86ZM139 198L142 199V197H139ZM144 198H145V197H144ZM147 198H148V197H147ZM157 198H158V197H157ZM161 198H162V197H161ZM185 198H186V197H185ZM239 198H240V197H239ZM255 198H256V197H255ZM127 199H128V198H127ZM136 199H137V198H136ZM141 199H139V200H141ZM152 199H153V198H152ZM206 199H207V198H206ZM228 199H229V197H228ZM232 199H233V198H232ZM261 199H258V198L253 199V198H252V200H254V201L250 202V203H251V207H253V206L256 207V206L260 205V204H261ZM139 200H138V202H139ZM147 200H149V198H148ZM163 200H164V199H163ZM193 200H195V199H193ZM199 200H200V199H199ZM218 200H219V199H218ZM226 200H227V199H226ZM229 200H231V199H229ZM234 200H235V199H234ZM247 200H248V199H247ZM40 201H41V200H40ZM42 201H43V200H42ZM93 201H95V200H93ZM127 201H128V200H127ZM150 201H151V200H150ZM195 201H196V200H195ZM202 201H203V200H202ZM202 201H201V202H202ZM204 201H205V200H204ZM214 201H215V200H214ZM88 202H89V201H88ZM142 202H144V201H142ZM145 202H146V200H145ZM147 202H149V201H147ZM147 202H146V203H147ZM186 202H187V201H186ZM193 202H194V201H193ZM233 202H234V201H233ZM121 203H122V201H121ZM128 203H129V202H128ZM158 203H159V201H158ZM161 203H162V202H161ZM164 203H165V202H164ZM187 203H188V202H187ZM194 203H195V202H194ZM196 203H197V202H196ZM198 203H199V202H198ZM198 203H197V204H198ZM221 203H223V202H221ZM224 203H225V202H224ZM224 203H223V204H224ZM72 204H73V203H72ZM77 204H78V203H77ZM129 204H130V203H129ZM129 204H128V205H129ZM149 204H150V203H149ZM155 204H156V203H155ZM159 204H160V203H159ZM52 205H53V202H52ZM74 205H75V204H74ZM102 205H103V204H102ZM140 205H142V204H140ZM140 205H138V206H140ZM143 205H144V203H143ZM145 205H146V204H145ZM240 205H241V204H240ZM240 205H239V206H240ZM64 206H65V204H64ZM103 206L105 207V205H103ZM162 206H163V205H162ZM170 206H171V205H170ZM186 206H187V205H186ZM195 206L199 208L198 205H195ZM221 206H222V205H221ZM224 206H225V205H224ZM67 207H68V206H67ZM122 207H123V206H122ZM122 207H121V208L119 207V208L122 209ZM179 207H180V206H179ZM190 207L192 208V205H191ZM190 207H189V209H190ZM232 207H233V206H232ZM251 207H250V205H249V208H247V209L245 208V209H246V215H245L244 212H243L244 214H243V213H242V214L245 215V216H247V214L249 213L248 215H250L251 213L248 212V211H250L249 209H250ZM55 208H56V207H55ZM60 208H61V207H60ZM68 208H69V207H68ZM150 208H151V207H150ZM156 208H157V207H156ZM156 208H155V209H156ZM224 208H225V207H223V209H224ZM65 209H66V208H65ZM69 209H70V208H69ZM120 209H119V210H120ZM141 209H142V208H140V210H141ZM145 209H146V208H145ZM148 209H149V208H148ZM169 209H170V208H169ZM175 209H176V208H175ZM177 209H178V208H177ZM193 209H194V206H193ZM196 209H197V208H196ZM199 209H200V208H199ZM215 209H216V208H215ZM240 209H241V208H240ZM245 209H244V210H245ZM253 209H255V208H253ZM261 209H262V208H261ZM43 210H44V209H43ZM45 210H46V209H45ZM56 210H57V209H56ZM60 210H61V209H60ZM103 210H104L105 212L108 213V212L112 211L113 208H112L111 206H106L105 208H103ZM103 210H102V211H103ZM171 210H172V209H171ZM173 210H174V209H173ZM211 210H212V209H211ZM216 210H217V209H216ZM225 210H226V209H225ZM237 210H238V209H237ZM100 211H101V210H100ZM180 211H181V210H180ZM193 211H194V210H193ZM199 211H200V210H199ZM217 211H218V210H217ZM251 211H252V208H251ZM262 211H263V210H262ZM55 212H56V211H55ZM124 212H125V211H124ZM182 212H183V211H182ZM190 212H191V211H190ZM201 212H202V211H201ZM205 212H207V210H206ZM209 212H210V211H209ZM209 212H207V213H209ZM213 212L215 213L216 211H213ZM237 212H238V211H237ZM247 212H248V213H247ZM254 212H255V211H254ZM136 213H137V212H136ZM136 213H135V214H136ZM178 213H179V212H178ZM203 213H204V212H203ZM221 213H222V212H221ZM240 213H241V212H240ZM240 213H238V214H240ZM104 214H105V213H104ZM132 214H133V213H132ZM162 214H163V213H162ZM164 214H165V213H164ZM182 214H183V213H182ZM216 214H217V213H216ZM100 215H101V214H100ZM109 215H110V213H109ZM119 215H120V214H119ZM124 215H125V214H124ZM165 215H166V214H165ZM191 215H192V214H191ZM200 215H201V217H202V214H201V213H200ZM206 215H207V214H206ZM217 215H218V214H217ZM132 216H133V215H132ZM170 216H171V215H170ZM181 216H182V215H181ZM186 216H187V215H186ZM188 216H189V215H188ZM188 216H187V217H188ZM108 217H109V216H108ZM119 217L122 218L121 216H119ZM183 217H184V216H183ZM183 217H182V218H183ZM193 217H194V216H193ZM201 217H200V218H201ZM207 217H209V216H207ZM237 217H238V219H239V216H237ZM237 217H236V218H237ZM240 217H241V216H240ZM242 217H243V216H242ZM23 218H24V217H23ZM117 218H118V217H117ZM117 218H115V219H117ZM123 218H124V217H123ZM162 218H164V217H162ZM165 218H166V217H165ZM167 218H168V216H167ZM188 218H189V217H188ZM196 218H197V217H196ZM203 218H204V217H203ZM213 218H214V216H213ZM213 218H212V219H213ZM31 219H32V218H31ZM46 219H47V218H46ZM124 219H125V218H124ZM126 219H127V218H126ZM128 219H129V218H128ZM159 219H160V218H159ZM169 219H170V218H169ZM185 219H186V218H185ZM197 219H198V218H197ZM201 219H202V218H201ZM209 219L211 220L210 217H209ZM209 219H208V221L210 222ZM244 219H245V218H244ZM244 219L241 218V220H244ZM247 219H248V218H247ZM247 219H246V220H247ZM249 219H250V217H249ZM57 220H58V219H57ZM97 220H98V219H97ZM117 220H118V219H117ZM129 220H130V219H129ZM183 220H184V219H183ZM192 220H193V219H192ZM198 220H199V219H198ZM205 220H206V219H205ZM246 220H245V221H246ZM252 220H254V219H252ZM262 220H263V219H262ZM262 220H261V221H262ZM1 221L4 222L3 219H2ZM31 221H32V220H31ZM44 221H45V220H44ZM54 221H55V220H54ZM101 221H103V220H101ZM110 221H111V220H110ZM150 221H151V220H150ZM159 221H160V220H159ZM175 221H177V218L175 219ZM185 221H186V220H185ZM188 221H189V220H188ZM190 221H191V220H190ZM208 221H207V222H208ZM211 221H212V220H211ZM237 221L241 222L240 220H237ZM255 221H256V220H255ZM29 222H30V221H29ZM59 222H60V221H59ZM59 222H57V223H59ZM65 222H66V221H65ZM94 222H95V221H94ZM124 222H125V220H124ZM129 222H131V221H129ZM168 222H169V221H168ZM173 222H174V221H173ZM177 222H178V221H177ZM180 222H181V219H180ZM195 222H196V221H195ZM239 222H238V224H240ZM251 222H252V221H251ZM259 222H260V221H259ZM11 223H12V222H11ZM11 223H10V225H11ZM27 223H28V222H27ZM111 223H112V222H111ZM111 223H110V224H111ZM134 223H135V222H134ZM161 223H162V222H161ZM171 223H172V222H171ZM178 223H179V222H178ZM181 223H182V222H181ZM189 223H190V222H189ZM241 223H243V222H241ZM244 223H248V222H244ZM14 224H15V223H14ZM33 224H34V223H33ZM47 224H48V223H47ZM49 224H50V223H49ZM63 224H64V223H63ZM179 224H180V223H179ZM210 224H211V223H210ZM220 224H221V223H220ZM236 224H237V223H236ZM8 225H9V223H8L6 226L8 227ZM106 225H107V223H106ZM111 225H112V224H111ZM118 225H119V224H118ZM124 225H125V224H124ZM170 225H171V224H170ZM198 225H199V224H198ZM218 225H219V224H218ZM245 225H246V224H245ZM3 226L5 227V225H3ZM31 226H33V225H31ZM54 226H55V224H54ZM107 226H108V225H107ZM127 226H128V225H127ZM161 226H162V225H161ZM219 226H220V225H219ZM232 226H233V224H232ZM236 226H237V225H236ZM238 226H239V225H238ZM242 226H243V225H242ZM0 227H2V226H0ZM36 227H37V226H36ZM57 227H58V226H57ZM113 227H114V226H113ZM113 227H112V228H113ZM159 227H160V226H159ZM217 227H218V226H217ZM10 228H11V227H10ZM37 228H38V227H37ZM53 228H54V227H53ZM55 228H56V227H55ZM55 228H54V229H55ZM58 228H59V227H58ZM107 228H108V227H107ZM127 228H128V227H127ZM222 228H223V227H222ZM222 228H221V229H222ZM233 228H234V227H233ZM1 229H2V228H1ZM29 229H30V227H29ZM38 229H39V228H38ZM87 229H88V228H87ZM132 229H133V228H132ZM183 229H185V228H183ZM197 229H198V228H197ZM210 229H211V228H210ZM221 229H218V231L215 229V231H217V232H216V234H217L216 236H217V237L221 234V233H220V230H221ZM240 229H241V228H240ZM250 229H252V228H250ZM254 229H255V228H254ZM15 230H16V229H15ZM26 230H27V229H26ZM108 230H109V228H108ZM114 230H115V229H114ZM114 230H113V231H114ZM200 230H201V229H200ZM232 230H233V229H232ZM232 230H231V231H232ZM237 230H239V229H237ZM42 231H43V230H42ZM90 231H92V230H90ZM96 231H97V230H96ZM191 231H192V230H191ZM194 231H195V230H194ZM15 232H16V233H15L14 235H15L16 237H14V238H17V237H20V238H21V235L24 234V231H22V230H16ZM27 232H28V231H27ZM32 232L35 233V231H32ZM52 232H53V231H52ZM88 232H89V231H88ZM100 232H101V231H100ZM133 232H134V231H133ZM174 232H175V231H174ZM183 232H184V231H183ZM208 232H209V231H208ZM210 232H211V231H210ZM213 232H214V231H213ZM228 232H230V231H228ZM238 232H239V231H238ZM246 232H247V231H246ZM9 233H10V231H9ZM12 233H13V231H12ZM37 233H38V231H37ZM43 233H44V232H43ZM91 233H92V232H91ZM112 233H113V232H112ZM114 233H115V231H114ZM116 233H117V232H116ZM196 233H197V232H196ZM231 233H232V232H231ZM262 233H263V232H262ZM26 234H27V233H26ZM46 234H48V233H46ZM52 234H53V233H52ZM79 234H80V233H79ZM121 234H122V233H121ZM134 234H135V233H134ZM188 234H189V233H188ZM223 234H224V233H223ZM223 234H222V235H223ZM258 234H259V233H258ZM5 235H6V234H5ZM32 235H35V234L32 233ZM36 235H37V234H36ZM36 235H35V236H36ZM82 235H83V234H82ZM86 235H87V234H86ZM91 235H92V234H91ZM166 235H167V234H166ZM178 235H179V234H178ZM234 235H235V234H234ZM242 235H243V234H242ZM249 235H250V234H249ZM12 236H13V235H12ZM22 236H23V235H22ZM24 236H25V235H24ZM29 236H30V235H29ZM29 236H28V237H29ZM37 236H38V235H37ZM37 236H36V237H37ZM46 236H47V235H46ZM49 236H50V233H49ZM118 236H119V235H118ZM188 236H189V235H188ZM194 236H195V235H194ZM214 236H215V235H214ZM235 236H237V235H235ZM256 236H257V234H256ZM260 236H262V235H260ZM10 237H11V236H10ZM33 237H34V236H33ZM33 237H32V239H31V237H30V239H31L32 241H33ZM50 237H51V236H50ZM94 237H95V236H94ZM98 237H99V236H98ZM123 237H125V236H123ZM165 237H166V236H165ZM170 237H171V236H170ZM178 237H179V236H178ZM222 237H223V236H222ZM239 237H241V236H239ZM57 238H58V237H57ZM59 238H60V237H59ZM120 238H121V235H120ZM160 238H161V237H160ZM218 238H219V237H218ZM229 238H230V236H229ZM258 238H259V237H258ZM261 238H262V237H261ZM8 239H9V237H8ZM25 239H26V238H25ZM34 239H35V238H34ZM48 239H49V238H48ZM48 239H47V240H48ZM73 239H74V238H73ZM83 239H84V238H83ZM90 239H91V238H90ZM102 239H104V238H102ZM189 239H190V238H189ZM214 239H215V237H214ZM221 239H222V238H221ZM221 239H220V240H221ZM233 239H234V238H233ZM22 240H23V239H22ZM76 240H77V239H76ZM94 240H95V239H94ZM190 240H191V239H190ZM194 240H195V239H194ZM198 240H200V239H198ZM210 240H211V239H210ZM224 240H225V239H224ZM226 240H227V239H226ZM238 240H239V239H238ZM244 240H245V239H244ZM72 241H73V240H72ZM169 241H170V240H169ZM255 241H256V240H255ZM24 242H25V241H24ZM74 242H75V240H74ZM84 242H85V241H84ZM150 242H151V241H150ZM167 242H168V241H167ZM173 242H174V241H173ZM189 242H190V241H189ZM197 242H198V241H197ZM226 242H227V241H226ZM33 243H35V242H33ZM78 243H79V242H78ZM82 243H83V242H82ZM121 243H122V242H121ZM162 243H163V240H162ZM185 243H186V242H185ZM192 243H193V242H192ZM208 243H209V242H208ZM244 243H245V242H244ZM249 243H250V242H249ZM249 243H248V244H249ZM55 244H57V243H55ZM59 244H60V243H59ZM170 244H171V243H170ZM178 244H179V243H178ZM181 244H183V243H181ZM188 244H189V243H188ZM214 244H215V242H214ZM29 245H30V244H29ZM75 245H76V244H75ZM162 245H164V244H162ZM171 245H172V244H171ZM173 245H174V244H173ZM186 245H187V243H186ZM193 245H194V244H193ZM260 245H261V244H260ZM4 246H6V245H4ZM35 246H36V245H35ZM63 246H64V245H63ZM72 246H74V245H72ZM82 246H83V245H82ZM110 246H111V245H110ZM119 246H120V245H119ZM164 246H165V245H164ZM187 246H188V245H187ZM210 246H211V245H210ZM89 247H90V246H89ZM161 247H162V246H161ZM168 247H169V246H168ZM182 247H183V246H182ZM190 247H191V246H190ZM205 247H206V246H205ZM249 247H250V245H249ZM252 247H253V246H252ZM260 247H261V246H260ZM6 248H7L8 251H9L8 246H7ZM65 248L69 250V249L72 248V247H70V245H69L68 247H65ZM84 248H85V247H84ZM154 248H155V247H154ZM157 248H158V247H157ZM183 248H184V247H183ZM185 248L187 249V247H185ZM206 248H208V246H207ZM255 248H256V245H255ZM169 249H170V248H169ZM181 249H182V248H181ZM202 249H203V248H202ZM216 249H217V248H216ZM17 250H19V249H17ZM28 250H30V248H29ZM60 250H61V249H60ZM152 250H153V249H152ZM166 250H168V249H166ZM263 250H264V249H263ZM5 251H6V250H5ZM13 251H14V250H13ZM69 251H70V250H69ZM15 252H16V251H15ZM73 252H74V251H73ZM83 252H84V250H83ZM177 252H178V251H177ZM182 252H183V251H182ZM251 252H252V251H251ZM13 253H14V252H13ZM29 253H30V252H29ZM37 253H38V252H37ZM85 253H86V251H85ZM160 253H161V252H160ZM173 253H174V252H173ZM192 253H193V252H192ZM248 253H250V252H248ZM45 254H46V253H45ZM75 254H76V253H75ZM88 254H89V253H88ZM152 254H154V253H152ZM177 254H178V253H176V255H177ZM260 254H261V253H260ZM14 255H15V254H14ZM89 255H90V254H89ZM91 255H92V254H91ZM103 255H104V254H103ZM103 255H101V256H103ZM172 255H173V254H172ZM180 255H181V254H180ZM190 255H191V254H190ZM212 255H213V254H212ZM226 255H227V254H226ZM229 255H230V254H229ZM11 256H12V255H11ZM16 256H18V255L16 254ZM82 256H83V255H82ZM87 256H88V255H87ZM105 256H106V255H105ZM165 256H166V255H165ZM185 256H186V255H185ZM223 256H224V255H223ZM256 256H257V255H256ZM90 257H91V256H90ZM99 257H100V256H99ZM153 257H154V256H153ZM153 257H152V258H153ZM168 257H169V256H168ZM178 257H179V255H178ZM249 257H250V255H249ZM22 258H23V257H22ZM97 258H98V257H97ZM103 258H104V257H103ZM155 258H156V257H155ZM181 258H182V257H181ZM189 258H192V256L189 257ZM201 258H202V257H201ZM238 258H239V257H238ZM242 258H244V257H242ZM261 258H262V257H261ZM11 259H12V258H11ZM61 259H62V258H61ZM64 259H65V258H64ZM70 259H71V258H70ZM150 259H151V258H150ZM163 259H164V258H163ZM178 259H179V258H178ZM192 259H193V258H192ZM239 259H240V258H239ZM246 259H247V258H246ZM4 260H5V259H4ZM14 260H15V259H14ZM22 260H23V259H22ZM65 260H66V259H65ZM72 260H73V259H72ZM165 260H166V259H165ZM176 260H177V259H176ZM180 260H181V259H180ZM180 260H179V261H180ZM182 260H184V259H182ZM195 260H196V259H195ZM208 260H209V259H208ZM217 260H218V258H217ZM249 260H250V259H249ZM167 261H168V260H167ZM242 261H243V260H242ZM1 262H2V261H1ZM99 262H100V261H99ZM172 262H173V261H172ZM188 262H189V260H188ZM205 262H206V261H205ZM215 262H216V261H215ZM239 262H240V261H239ZM249 262H250V261H249ZM261 262H262V261H261ZM103 263H104V261H103ZM149 263H150V262H149ZM177 263H178V262H177ZM190 263H191V262H190ZM202 263H203V262H202ZM244 263H245V262H244ZM259 263H260V262H259ZM0 264H1V263H0ZM7 264H9V263H7ZM155 264H156V263H155ZM171 264H172V263H171ZM179 264H180V263H179ZM185 264H186V263H185ZM194 264H195V263H194ZM205 264H207V263H205ZM233 264H234V263H233ZM262 264H263V263H262Z\"/></svg>", "mask_w": 264, "mask_h": 264}]
</instances>
